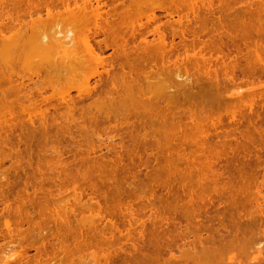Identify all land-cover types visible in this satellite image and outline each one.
<instances>
[{"label": "rangeland", "instance_id": "rangeland-1", "mask_svg": "<svg viewBox=\"0 0 264 264\" xmlns=\"http://www.w3.org/2000/svg\"><path fill=\"white\" fill-rule=\"evenodd\" d=\"M7 0H5V2L4 3H6V7H8L7 9H12L11 11L13 12V14H16L15 12H17L18 10L17 9H15V7L13 8V7H11V6H13V3H14V0H12L13 1V3H10V4H7V2H6ZM9 1V0H8ZM213 1V3L215 4V7L217 8V6L218 7H222L224 10L223 11H221V12H223V14H221L222 16H223V21H225V20H227V21H225L224 23L225 24H223V26H224V28H223V26H221V28L220 27H218V26H216V31H217V29H218V31H217V33L220 35V33H221V31H223V35L221 34L220 36H222V40H223V45L224 46H222V50H221V52L219 51L218 53H223L222 54V56H224V58L226 59V60H228V61H226V65H227V67H228V69L227 70H225L227 67H226V65L225 64H223V66H225L223 69H222V64L221 65H218L217 64V66H218V68L220 69V67L219 66H221V69H222V72H226L227 74H228V77L227 76H223V75H225V74H221V70L220 71H218L217 73L218 74H215V77H217V78H214V73H213V75H212V72L213 71H217V68H215L216 67V65H215V67H214V69L215 70H213V68L211 69V71H210V73H208L210 76H212L214 79H216L215 81H212V80H210V78L209 77H205L204 76V73L206 72V74L205 75H207V71L206 70H204V68H201L200 70H198L199 71V73H200V76L196 73H192L191 71H193V70H196V69H192V67H190L191 66V64L188 66V65H186L187 66V68H188V71H190L191 73H189L190 74V77H191V86L189 85V87L188 86H186L187 88H185V89H187V92H185V93H183L184 92V90H183V94H180V95H178V99H177V101H176V103H174L173 105H168V106H166V104H162L161 105V107L160 108H158V109H160V110H158L157 109V111L156 110H153V111H151V112H144L143 113V111H138V110H136V109H134V107L133 106H129L128 107V110L126 111V114H127V112L129 113V111H130V113L129 114H127L128 116H123V115H121L122 113H120V112H123V109L122 110H120V111H118V112H116L117 113V118H115V116H114V114H116L115 112L113 113V114H111V116L109 117V119L107 120V118L105 117L106 115L104 114V113H99V112H96L97 111V109L96 108H94L95 107V100L93 101V97L92 98H90V99H92L91 101H89L90 99H88L87 97H86V95L85 94H81V95H83L84 96V98L85 99H83V98H78V95H79V97H81L80 96V94L78 93L82 88L83 89H85L84 87H91V85L93 86V85H95V84H93V83H95L96 81H97V79L95 80V82H94V79L97 77H90V79H89V75H91V74H89V72H86V76H85V78H83L84 77V75L83 74H81V75H79L80 77H78V78H75L74 79V81H72L71 83H70V81L69 80H67V83L69 82L70 84H72V85H70V84H66V79L65 78H63V77H58L59 79H55V78H47V77H44V76H46V75H43V78H47V79H44L45 81L47 80V81H50L51 79L52 80H55V81H52V82H54L53 84H56L57 86H58V83H62L63 81H61V82H59L58 80H64V82L62 83V84H64V85H62V87L64 88V89H62V87H61V90H59V91H57V92H53L54 90H55V88H57V87H53V89L54 90H50L51 88H49L48 87V85L50 84V85H52L51 84V81L48 83V85H46L47 83H45V81L42 79V81H43V85H42V83H39L40 81H41V79H38V80H36V78H35V76L33 75H31L30 73H29V71L31 72V70L30 69H33V68H25V67H23L22 68V72H19L18 70H20L19 68H17V70L16 71H18L19 72V74L20 73H23V72H25L27 69L29 70L28 72H25L26 73V75H25V73H24V75H22V77H24V79H25V77L28 79V77H34V79L36 80V81H38V85H40L41 84V87L42 86H44V87H46L47 86V88H46V92L48 93V94H50V95H54V98L52 97V99L53 100H51V103H53L51 106L53 107L54 105L55 106H58L57 107V111H54L53 109L54 108H56L55 106H54V108H51V107H48V106H46V108L48 107L49 109H50V112H48L47 114H48V120H46V118H45V120L46 121H48L47 122V127H45V128H41V126L40 125H38V123H39V121L38 120H42V119H37L35 116H40L39 115V113H38V115L37 114H35V113H33V111H34V108L35 107H37V106H32V107H34L33 108V111H32V107L30 108V104H29V102H28V100H26L23 96V93L21 94V90L23 89V92H24V90L25 89H27V90H29L28 89V87H25V88H20V87H22L21 85H20V87L18 86V88H20V91L19 90H17V86H16V90H14V92H12L11 94L9 93L12 89L11 88H9V87H11V86H7V88H6V84L8 83L7 81H2L1 82V84H2V86L4 87V88H6V89H11L9 92L7 91H4V92H6V94L7 93H9V94H7L8 95V100L12 97V96H14V94L16 93V95L19 93V94H21L22 95V97L21 96H17V97H19L18 99H17V102L18 101H21L19 104H23L24 103V101H25V104L26 105H28L27 106V109L28 108H30V109H28L29 111L27 112V110L26 111H24V109L21 111V110H19V106H17V105H19V104H17L16 103V97H12L11 98V100L12 99H14L13 101H12V104L14 105V104H16V105H14V106H17V107H15V111H17L16 109H18V111H17V113L18 114H16V113H14V116H12L11 118H10V116H8L7 115V117H8V122H5L6 124L4 125V121L5 120H7V117H6V119L4 120V117L2 118L1 116V118L3 119V120H1V122H3L2 124L0 123V131L2 132H0V136H3L2 138L4 139V138H8L7 140L9 141H7V140H2V143H5V144H2V143H0V172H2V176L0 175V177H1V181H0V223H2V224H0V264H19V263H23L24 262V264H26L25 263V261H24V259L26 258V257H28L27 259H26V262L28 261H30V259L32 260L31 262H29L28 264H34V258H35V260L36 259H38V262H37V260H36V262L35 263H39V264H41V263H43V264H46V262H47V264H51V261L53 260V261H55V259H57V258H59V255L62 253V254H66L65 252H67V251H69V253L70 254H68V252H67V254L68 255H71V254H73V255H75L76 256V254H74V252L76 253L77 251H75V250H77V249H81V250H83V253L87 256V258H89L88 257V254H86V252L88 253V251H90L91 250V248H92V250H95V249H93V248H95L96 246H94V245H99L100 243H99V241L100 240H103L104 238H105V240H103V241H100L101 242V244H102V242H103V245H100L101 247H102V249H101V247L99 248H97L96 247V251H94V252H96L97 253V255L99 256L100 254H98L99 252H102L103 251V253H104V250L106 249V248H108V250H107V252L108 253H106V251H105V257L106 256H110L109 257V262H108V260H107V257H106V260H107V262H105L106 260L104 259L105 257H103V255H102V257L101 258H99V259H97V255L95 256V254H91L90 256H91V259H92V257H96V262L98 261V260H101L102 262L100 263V261H99V264H185V263H189V264H214V261H215V258L217 257V255H223V251L224 250H227V248H226V243L228 244V246L231 248H233V249H229L228 248V253H227V251H226V253H225V251H224V255H225V261L221 258L220 260L218 259V258H220V257H217V262H219L220 261V263H221V260H223L224 261V263H223V261H222V264H236V262H235V260L237 261V264H264V63L262 64V63H257L256 62V60H255V62H253L254 63V65H253V63H252V61H253V59H254V57H255V55H257L256 53H260V55L262 54V51L260 52V49H262L263 50V52H264V38L263 37H261V36H264V9L261 11V10H257V9H260V7L261 8H263L264 7V5H260V4H264V0H261V3H260V0H252V2H253V4H251L252 2H251V0L249 1V0H236V1H233V0H212ZM241 1H243V2H241ZM249 1V2H248ZM3 3V1H1L0 0V3ZM11 2V1H10ZM218 2V3H217ZM219 2H221L220 4L222 5V6H220V4H219ZM223 2V3H222ZM226 2V4H224ZM230 2V3H229ZM239 2V3H238ZM256 2V3H255ZM258 2V3H257ZM1 3V4H2ZM9 3V2H8ZM108 3H111V2H108ZM232 3V4H231ZM236 5H235V4ZM249 3V4H248ZM260 3V4H259ZM0 4V5H1ZM247 4V5H246ZM3 5V4H2ZM9 5V6H8ZM223 5H225V6H223ZM251 7H250V6ZM260 5V7H258ZM231 6H233V7H231ZM3 6H0V8H1V11H0V14H2V11H3V14L2 15H0V17L1 16H3V15H6V17H4L3 19H1L0 18V25H2V20H3V23H4V25L6 24V22H7V24H10V22H11V24L12 25H16L17 23L16 22H18L19 20L21 21V22H24V20L25 21H27L28 19H29V17L28 16H25L24 15V11H26V10H22L23 11V15L21 16L22 18L25 16V17H28V18H25V19H23L22 20V18L20 17V15H19V17H18V14H16L17 16L15 17H10L11 19H12V21L10 20V19H8L7 20V18H9V14L10 13H8L7 11V9H6V11L4 12V9L2 8ZM225 7V8H224ZM256 7H257V9H256ZM242 8V9H241ZM251 8V9H250ZM255 8V9H254ZM10 9H9V11H10ZM237 9V10H236ZM15 10V11H14ZM222 10V9H221ZM230 10V11H229ZM233 10H235V11H233ZM248 10V11H247ZM255 10H257V11H255ZM10 11V12H11ZM20 11H21V9L19 10V13H20ZM21 11V12H22ZM56 11V10H55ZM260 11V12H259ZM7 12V13H6ZM11 12V13H12ZM229 12V13H228ZM231 12V13H230ZM236 12V13H235ZM26 13V12H25ZM8 14V15H7ZM43 14H44V12H43ZM239 14V15H238ZM259 14V15H258ZM12 15V14H11ZM10 15V16H11ZM217 16H218V13L216 14ZM219 15H220V13H219ZM238 15V16H237ZM250 15V16H249ZM13 16V15H12ZM45 16V15H44ZM233 16V17H232ZM254 16V17H253ZM262 18V20L259 18ZM19 18V19H17V20H15V18ZM54 17H56V16H54ZM221 17V16H220ZM230 17H232V18H230ZM239 17V18H238ZM6 18V19H5ZM57 18V17H56ZM59 18V17H58ZM58 18L56 19V22H60V20H58ZM61 18H62V16H61ZM225 18V19H224ZM228 18H230V19H228ZM54 20H55V18H53ZM60 19V18H59ZM65 19H66V17H65ZM65 19H62L63 21H61V23L63 22V24L65 25V23H66V21H65ZM145 18H143V21H145L144 20ZM165 18H163L162 20H164ZM251 19V20H250ZM258 19H260V20H258ZM6 22H5V21ZM14 20V21H13ZM58 20V21H57ZM69 20V19H68ZM67 20V21H68ZM230 20V21H229ZM10 21V22H9ZM16 21V22H15ZM19 21V22H20ZM52 21V23L51 24H53V22H55V21H53V20H51ZM64 21H65V23H64ZM246 21L248 22V23H246ZM252 21V22H251ZM9 22V23H8ZM58 22V23H59ZM70 22H72L71 20L69 21V25H63V27L64 28H62V26L60 25L61 23H55V25L57 26V25H60L59 27H61L63 30L62 31H64V29H65V27L67 28L68 26L70 27V25H71V23ZM226 22H236L235 24V27H231V26H228V25H230V23L229 24H227V26H226ZM243 22V23H242ZM14 23V24H13ZM16 23V24H15ZM252 23V24H251ZM6 24V25H7ZM249 24V25H248ZM257 24V25H256ZM5 25V26H6ZM54 25V24H53ZM54 25V26H55ZM3 26V30H5L6 32H4V33H8V32H10V31H7L6 29L7 28H9L10 27V25H8V27L6 26ZM72 26V25H71ZM220 26V25H219ZM240 26V27H239ZM259 26V27H258ZM14 26H12V27H10V28H12V31H11V36H12V34L14 33L13 31V28ZM227 27H229V28H227ZM253 27V28H252ZM258 27V28H257ZM9 28V29H10ZM60 28V29H61ZM71 28V27H70ZM215 28V27H214ZM219 28H220V30H219ZM234 28V29H233ZM8 29V30H9ZM69 29V28H68ZM71 29H73V28H71ZM222 29V30H221ZM233 29V30H232ZM237 29V30H236ZM255 29V30H254ZM65 30H67V29H65ZM225 30V31H224ZM228 30V31H227ZM232 33H231V32ZM13 32V33H12ZM214 32H215V29H214ZM234 32V33H233ZM4 33H2V30H1V34H3L4 35V37H1L2 39L3 38H6V36H9V33L8 34H4ZM213 33V32H212ZM226 34V36H225V34ZM231 35V34H234V36L235 35H237V36H235V40H236V44H235V46L236 47H234L233 45H232V36L229 38V34ZM214 34V33H213ZM212 34V35H213ZM215 34H216V32H215ZM2 35V36H3ZM6 35V36H5ZM227 35H229V36H227ZM216 36H217V34H216ZM216 36H212V37H216ZM225 36V37H224ZM233 36V37H234ZM10 37V36H9ZM0 38V39H1ZM150 38H152V37H149V39ZM1 39V40H2ZM228 39V40H227ZM230 39V40H229ZM225 40L227 41V42H225ZM176 41H177V39H176ZM1 42V41H0ZM228 46V47H227ZM233 46V47H232ZM234 48V49H233ZM236 48V49H235ZM237 49H239V50H237ZM224 50V51H223ZM255 50H258L257 52H255ZM227 51V52H226ZM229 52H230V56H229V58L228 57H226V55H229ZM112 53V50H108L106 53H105V56H109L110 54ZM206 52H204V54H205ZM208 53V52H207ZM205 54V56L207 55V57H205L206 59L208 58V59H210V57L212 56H216L217 57V53L215 52V55L213 54V55H211V54ZM235 54L236 53V55H237V53H238V55L235 57V56H233V58H231L232 57V54ZM259 55V56H260ZM263 56H264V54H262ZM210 56V57H209ZM213 57V58H214ZM235 57V58H234ZM217 58H219V57H217ZM259 58V57H258ZM262 58H264V57H262ZM200 60H202V59H200ZM216 60V59H215ZM258 60V59H257ZM260 60H261V58H260ZM220 61V60H219ZM232 62V65H231V62ZM234 61L235 62H237V63H234ZM222 62V61H221ZM229 62V63H228ZM261 62H264V61H261ZM202 63V62H201ZM234 63V64H233ZM251 63V64H250ZM189 64V63H188ZM229 64V65H228ZM236 64V65H235ZM262 64V65H261ZM230 66H231V68H232V70L230 69ZM233 66V67H232ZM24 68H25V70H24ZM233 68H234V70L235 71H233ZM172 69H176V67H172L171 69H169L167 72H170V71H172V72H170V73H167L166 71H165V73H167V74H165V73H162V75H161V77H162V79L163 80H168L167 82L169 83V84H171L172 82H175V80L174 79H176L177 81H178V79L176 78V76H177V74H173V73H179L178 71L179 70H174V72H173V70ZM180 69H184V66H183V68H180ZM24 70V71H23ZM35 69H33V71H34ZM228 70H230V72L228 71ZM185 71V70H184ZM183 70H182V75H184L183 73H185ZM197 71V72H198ZM233 71V72H232ZM252 71V72H251ZM18 72H16V73H18ZM35 72V71H34ZM33 72V73H34ZM181 72V71H180ZM236 74H235V73ZM30 74L28 77H27V74ZM32 73V72H31ZM32 73V74H33ZM172 73V74H171ZM230 73H232L231 75H230ZM246 73V74H245ZM18 74V75H19ZM85 74V73H84ZM165 74V75H164ZM234 74V75H233ZM17 75V76H18ZM88 75V76H87ZM193 77H192V76ZM196 75V76H195ZM229 75L231 76V77H229ZM195 76V77H194ZM208 76V75H207ZM222 76V77H221ZM21 77V76H20ZM88 77V78H87ZM187 77H189V76H187ZM189 77V78H190ZM202 77V78H201ZM220 77V80H218L219 82H216L217 81V79ZM224 77H226V79H230V78H233L232 80L230 79L229 81L227 80L226 81V79L224 78ZM243 77V78H242ZM15 78H18V77H15ZM41 78H42V76H41ZM82 78V79H81ZM104 79L106 78V75H104V77H103ZM184 78H185V75H184ZM189 78H186L187 80L189 79ZM195 78H198L199 80H197L199 83H200V81H201V83L197 86V85H195L194 86V83L195 84H197L196 82H194L195 81ZM223 78V79H222ZM27 79L25 80L26 82H27ZM89 79V80H88ZM194 81H193V80ZM207 80V82H205V80ZM213 79V80H214ZM222 79V80H221ZM237 79H238V82L237 83H240V84H238L237 85V83H236V81H237ZM248 79V80H247ZM13 80H14V78H13ZM16 80V79H15ZM18 80V79H17ZM87 80V81H86ZM169 80H172V82L171 81H169ZM180 80H181V78H180ZM185 81V82H189V81ZM209 80L210 81H212L213 83L211 84L210 82H209ZM234 80V81H233ZM251 80V81H250ZM20 81V80H19ZM18 81V82H19ZM24 81V82H25ZM28 81H29V79H28ZM41 81V82H42ZM91 82V83H89V82ZM224 81V82H223ZM226 81V82H225ZM242 81V82H241ZM245 81H247V82H245ZM256 83H255V82ZM257 81H260V82H257ZM13 82L14 81H12V84H13ZM17 82V81H16ZM30 82V81H29ZM33 82H35L34 80H33ZM75 84H74V83ZM194 82V83H193ZM232 82L233 83H236V85L234 84V85H232ZM247 83V85L245 84V83ZM248 82L249 83H251V84H248ZM45 83V84H44ZM86 83V84H85ZM189 83V84H190ZM208 83H210V85L208 84ZM241 83H242V85H241ZM243 83L245 84V86L243 85ZM253 83V84H252ZM11 84V83H10ZM14 84H16V83H14ZM25 84H27V83H25ZM30 84V83H29ZM29 84H27V86L29 85ZM35 84V83H34ZM87 84H90V85H87ZM219 84V85H218ZM224 84V85H223ZM17 85V84H16ZM18 85H19V83H18ZM31 85H33V83H31ZM37 85V86H38ZM66 85H70V87H65ZM173 85V84H172ZM174 85H176V83L174 84ZM214 85V86H213ZM215 85H217V90H216V86ZM221 85H223L222 86V89H221ZM227 85V86H226ZM240 85V87L239 88H237L238 90H236L234 93V95H232L231 94V88H233V87H231V86H234V88L237 86H239ZM258 85V86H257ZM15 86V85H14ZM14 86L12 85V88H14ZM26 86V85H25ZM53 86V85H52ZM206 86V87H205ZM212 86V87H211ZM219 86V87H218ZM225 86V87H224ZM256 86V87H255ZM0 87H1V85H0ZM33 87V86H32ZM35 87V86H34ZM59 87V86H58ZM228 87H230V88H228ZM249 87V88H248ZM179 88V87H178ZM233 88V89H234ZM1 89V88H0ZM30 89H32L31 87H30ZM83 89H82V91H83ZM87 89V88H86ZM190 89V90H189ZM193 89H194V91H193ZM207 89V90H206ZM33 90H35V89H33ZM77 90H79V91H77ZM174 90V89H173ZM221 90V91H220ZM228 90H230L229 91V93L227 92ZM235 90V89H234ZM241 90V91H240ZM1 91H2V89H1ZM3 91H2V93H3ZM16 91H18V92H16ZM51 91V92H50ZM69 91V93L70 94H74L73 95V97H74V99H75V103L74 104H76V106L75 105H73L74 107H77L78 105L80 106L81 104H82V106H83V103H84V105L85 104H87V106L88 107H80L82 110H83V112H81L82 110H80V108H75L76 110L77 109H79V110H72L71 108L73 107H71V105H69L70 107L68 108L67 106V103H65V102H60L61 100H63L62 98H63V95L64 96H66V93ZM174 91H176V89L174 90ZM217 91H219V92H217ZM86 91L84 90V93H85ZM199 94H198V93ZM202 92V93H201ZM225 92H227L226 94H225V96H226V98L224 97V95L222 96V94H224ZM232 92V93H233ZM25 93H26V91H25ZM53 93V94H52ZM69 93H67V96H68V94ZM87 93V92H86ZM212 93V94H211ZM216 93V94H215ZM221 93V94H220ZM261 93V94H260ZM1 94V93H0ZM4 94V93H3ZM3 94H1L3 97L4 96H7V95H3ZM47 94V95H48ZM78 94V95H77ZM203 96H201V95ZM217 94H219V95H217ZM257 94V95H256ZM260 94V95H259ZM0 95V97H2ZM55 95H56V97H55ZM57 95H58V97H57ZM59 95H61V97L59 96ZM77 95V96H76ZM97 95H100V93L98 92V93H93V95L92 96H94V98H95V96H97ZM184 95V96H183ZM200 95V96H199ZM11 96V97H10ZM67 96H66V98H67ZM76 96V97H75ZM195 96V97H194ZM214 97V99H213V97ZM10 97V98H9ZM60 97V98H59ZM70 97V96H69ZM68 97V98H69ZM72 97V96H71ZM73 97H72V101H74L73 100ZM202 97V98H201ZM225 99H224V98ZM231 97V98H230ZM232 97H233V99H232ZM234 97H236V98H234ZM240 97V98H239ZM243 97V98H242ZM21 98V100H19ZM65 98V97H64ZM65 98V101L67 100ZM79 100H78V99ZM97 98H98V96H97ZM212 98V99H211ZM241 100H239V99ZM253 98V99H252ZM24 101H23V100ZM235 99V100H234ZM7 100V102H10V101H8ZM56 100H59V101H56ZM78 100V101H77ZM181 100V101H180ZM183 100V101H182ZM243 100V101H242ZM27 101V102H26ZM68 102L70 101V99H68L67 100ZM66 101V102H67ZM72 101H70L69 102V104L72 102ZM89 101V102H88ZM94 102V103H92L91 104V102ZM189 101V102H188ZM191 101H196L194 104L191 102ZM203 101V102H202ZM206 101V102H205ZM219 101V102H218ZM224 101V102H223ZM231 101V102H230ZM245 101V102H244ZM55 102V103H54ZM61 103L62 104V107H61V104H59V103ZM87 102V103H86ZM97 102V101H96ZM192 104H191V103ZM198 102V103H197ZM219 103V106H218V103ZM240 102V103H239ZM58 103V104H57ZM91 105H89V104ZM212 103V104H211ZM252 103V104H251ZM24 104V105H25ZM176 104V105H175ZM211 104V105H210ZM25 105V106H26ZM59 105H60V107H59ZM63 105L65 106V105H67L66 107L67 108H65V107H63ZM178 105V107H176ZM187 105H189L190 107L188 108L187 107ZM198 105H200V106H198ZM209 105V106H208ZM228 105V106H227ZM237 105V106H236ZM239 105V106H238ZM22 106V105H21ZM43 106H45V105H43ZM43 106L41 105V107L43 108ZM86 106V105H85ZM89 106L90 107H92L91 108V110L93 109V113L94 112H96V114H91V110L89 109ZM173 106V107H172ZM174 106H175V108H174ZM205 106H207L206 108H205ZM226 106H227V108H226ZM247 106V107H246ZM250 106V107H249ZM23 107V106H22ZM22 107H20V108H22ZM41 107H39L38 106V108L41 110ZM97 108H98V105L96 106ZM131 107V108H130ZM192 107H195L194 109L197 111H193V110H191V109H193ZM198 107H202L205 111H202L201 109H199ZM210 107V108H209ZM222 107V108H221ZM228 107H230V108H228ZM238 107V108H237ZM25 109H26V107H24ZM37 108V109H38ZM88 108V109H87ZM162 108V109H161ZM164 108V109H163ZM174 108V109H173ZM252 108V109H251ZM37 109L35 108V111H36V113H37ZM38 109V110H39ZM45 109V108H44ZM64 109V110H63ZM65 109H69V110H67V111H69L70 112V116L69 115H67V116H69V117H73V115H71L72 114V112L74 111V116H78L79 117V119H78V117H75V119L77 118L78 119V124H80V123H82V125L83 126H88V130H92L93 128H91L92 127V125H93V127H97L96 129L97 130H99V132H100V130H105V131H101V135H97L96 137H94V135H93V133L95 134H98L97 133V131L95 130V129H93V133L91 132V131H89L90 132V134H88V135H86L87 137L89 136H91V134L93 135V137L91 136L90 138H92L93 140L95 139V140H97L98 139V137L100 138L99 140H97V141H93L94 142V148H95V151H96V148H99V150L97 149V151L95 152V151H90V153H89V155H88V153L87 152H89L88 151V149H89V147L87 148V145L89 146L90 144H91V141H90V143L89 144H87V143H85L86 142V140L88 141V139H87V137H85V136H82L81 134H83V133H87V132H85L84 130H86L87 128L86 127H83V126H81V125H79V126H81V128L82 129H80V127L78 126V124L76 123V121H75V119H74V117L72 118V119H74V123H73V120L71 121V118H69L68 117V119H69V123H68V119H65V118H67L66 116H65V118H64V112L66 111ZM85 109H86V111H85ZM134 111H133V110ZM175 110V112H174V118H173V113L171 112L172 110ZM229 109V110H228ZM39 110V111H40ZM43 110V109H42ZM41 110V111H42ZM71 110H72V112H71ZM87 110L89 111V112H87ZM94 110H96V111H94ZM136 110V111H135ZM166 110L168 111V112H166ZM19 111H21V112H19ZM26 112L24 115L25 116H20L19 114H21V113H24V112ZM34 111V112H35ZM41 111H40V113H41ZM52 111H53V114L54 115H56V116H54V117H57L58 119H59V121L60 122H63V120H64V124H65V122H66V126H65V129H64V126H62V124L63 123H58V121H57V118L54 120V119H52V117H53V114H51L52 113ZM59 111V112H58ZM208 111V112H207ZM56 112V113H55ZM78 112V113H77ZM84 112H87V113H84ZM140 112V113H139ZM192 112H193V114L194 113H196V115H197V117H195V116H193L192 115ZM231 112V113H230ZM30 113V114H29ZM60 113H62L63 114V118L61 119L60 118ZM66 113V112H65ZM80 113H83L81 116H83V118H81L80 117ZM92 116H97V114H98V118H99V120H96V119H94V118H92L91 117V115ZM155 113H161L159 116L157 115V114H155ZM201 113V114H200ZM218 113V114H217ZM28 114L31 116L32 114H35L34 115V117L36 118H34L33 116H32V119L31 120H34V121H32V122H34L35 124L33 125V127H32V125L30 126L29 125V123H27L26 121H27V119H28V121H29V118L28 117H30V116H28ZM49 114H50V116H49ZM57 114H60V115H58L57 116ZM77 114V115H76ZM100 114V115H99ZM103 114H104V116H103ZM177 115V117H176V115ZM203 114V115H202ZM204 114H206V116L204 115ZM231 114H233V115H231ZM18 117H17V116ZM23 115V114H22ZM52 115V116H51ZM120 115H121V117H120ZM164 115V116H163ZM166 115H167V117H166ZM181 115V116H180ZM184 115V116H183ZM187 115H189V116H187ZM195 115V114H194ZM201 115V116H200ZM209 115H212V116H209ZM47 115H45V117H46ZM84 116H85V118H86V120L84 119ZM89 116H90V119L92 120H94V121H92V123H90L89 124ZM157 116L158 118H156L155 119V117ZM180 117V119H179V117ZM192 116L194 117L193 119H192ZM200 116V118H198ZM17 117V118H16ZM23 117V118H22ZM24 117H27L26 119L24 118ZM42 117V116H41ZM40 117V118H41ZM50 117H51V119H50ZM87 117H88V119H87ZM164 117H166V119H164ZM202 117V118H201ZM205 117V118H204ZM215 117V118H214ZM0 118V119H1ZM11 119V121H13L16 125H14V123L12 122V124H10L11 123V121H10V119ZM39 118V117H38ZM81 118V119H80ZM97 118V117H96ZM104 120H103V119ZM127 120H130V121H127ZM162 118V119H161ZM172 118H173V120H174V122H175V124L174 123H172ZM176 118H178V119H176ZM196 118V120H194ZM15 119H17V120H15ZM44 119V118H43ZM76 119V120H77ZM82 119H83V122H82ZM115 119H117V120H115ZM135 119L137 120V121H135ZM138 119L140 120V121H142V122H138ZM158 119H161L162 121H160V120H158ZM185 119V120H184ZM203 119V120H202ZM208 119H210V120H212V121H210V120H208ZM251 119V120H250ZM30 120V121H31ZM36 120V121H35ZM52 120L54 121V122H57V123H55V125H54V127L53 126H51L49 123L50 122H52ZM67 120V121H66ZM122 122H120V121ZM132 120H134L133 122H132ZM166 120V121H165ZM171 122H170V121ZM202 120V121H201ZM217 120H218V122H217ZM220 120V121H219ZM17 121H19V122H17ZM115 121H117V127H116V129L118 130H115L114 129V127H115V123L113 124L112 122H115ZM127 121V122H126ZM158 121V122H157ZM160 121V122H159ZM165 121V122H164ZM200 121L202 122V123H200ZM207 121V122H206ZM23 123V124H21V123ZM31 122V123H32ZM71 122H72V124H77V128L79 127V129H78V131H77V128L75 127V125H71ZM80 122V123H79ZM91 122V121H90ZM111 123V125L113 126L112 128L110 127L111 125H109L110 123ZM125 122H126V124H125ZM133 123L132 125H133V127H132V125H127V123H129V124H131V123ZM171 124H173L171 127L172 128H170L171 130H173V131H171V130H169V126L171 125ZM206 122V123H205ZM215 122V123H214ZM252 122V123H251ZM9 123V124H8ZM41 123V122H40ZM108 124V126L112 129V131L111 132H109L111 129L109 128V127H107V124ZM118 123H120V124H118ZM142 123V124H141ZM161 123V124H160ZM192 123H194V124H192ZM214 123V124H213ZM37 124V125H36ZM43 124V123H42ZM41 124V125H42ZM44 124H45V122H44ZM52 124V123H51ZM56 124H57V126H56ZM61 124V125H60ZM67 124L69 125V126H72V127H69V128H74L73 130H71V129H69V130H71V132L73 133V135H77L76 137H79L82 141H79V140H77V139H79V138H74V136L73 135H71V133L70 132H68V129H66L67 128ZM86 124V125H85ZM104 124H105V126H104ZM125 124V125H124ZM168 127V129H167V127L165 126V125ZM176 124H177V126H179V125H181V128H179L178 129V127L176 126ZM179 124V125H178ZM185 124V125H184ZM195 124H197V125H195ZM199 124V125H198ZM203 126H202V125ZM252 126H251V125ZM21 125V126H20ZM23 125V126H22ZM46 125V124H45ZM44 125V126H45ZM89 125H91V126H89ZM123 125V126H122ZM144 125V126H143ZM169 125V126H168ZM176 127H175V126ZM13 126H14V128H13ZM29 126V127H28ZM34 126H37V129L34 127ZM43 126V127H44ZM51 126V127H50ZM62 127L65 131H66V133H65V131H63L62 129H60V131H58V132H56L57 130H59L58 128H56V127ZM120 126V127H119ZM135 126V127H134ZM163 126V127H162ZM194 128H193V127ZM196 126H198V128H199V130L201 131V132H198V128L196 127ZM2 127V128H1ZM12 127L13 129H10V128ZM22 127V128H21ZM48 127H50V128H48ZM89 127H90V129H89ZM102 127V128H101ZM188 127V128H187ZM206 127H208L209 128V132H207V131H205L204 132V130H206V129H208V128H206ZM233 127V128H232ZM17 128H20V129H17ZM30 128L32 129V131L30 132ZM106 128V129H105ZM130 128V129H129ZM131 128H134V129H131ZM142 130H141V129ZM144 128V129H143ZM156 128V129H155ZM173 128H175V129H173ZM197 128V129H196ZM252 128H253V131H252ZM35 129V132L33 131ZM47 129V130H46ZM55 129H56V131H55ZM84 129V130H83ZM110 129V130H109ZM145 129H146V131H145ZM164 129V130H163ZM177 129H178V131H177ZM196 129V131H194ZM214 129V130H213ZM260 129V130H259ZM4 130H7V132H3ZM20 130V131H19ZM25 130H26V132H25ZM27 130H28V132H27ZM43 130H45V131H43ZM76 130V131H75ZM80 130H81V132H83V133H81L80 132ZM108 130V132L106 133V131ZM131 130V131H130ZM167 130V131H166ZM175 130V131H174ZM230 130V131H229ZM16 131V132H15ZM23 131V132H22ZM75 131V132H74ZM87 131V130H86ZM95 131V132H94ZM139 131V132H138ZM179 131H181V133L179 132ZM192 133L193 131L195 132V133H190V132ZM238 131V132H237ZM42 132V133H41ZM115 132V133H114ZM146 132V133H145ZM56 133V134H55ZM70 133V134H69ZM76 133H78V134H76ZM103 133V134H102ZM106 133V134H105ZM114 133V134H113ZM116 133H118V135L116 134ZM121 133V134H120ZM136 133H138V135L136 134ZM141 133H143V135L145 136V138H146V136H150V137H147V141H145L146 139H144V137L142 136V134ZM156 133V134H155ZM186 133H189V134H186ZM261 133V134H260ZM7 134H8V136H7ZM18 134H20L19 136H17ZM45 134V136H47V139H48V137L50 136V134H51V136L52 137H49V139L48 140H50V141H48L44 136H42V135H44ZM46 134H48V135H46ZM66 134V135H65ZM68 134V135H67ZM95 134V135H96ZM100 134V133H99ZM109 134H111L110 136H112V137H114L113 139L110 137V136H108ZM146 134V135H145ZM195 134H196V136H195ZM201 134L203 135V136H201ZM234 134V135H233ZM249 134V135H248ZM69 135L71 136V138L73 137V139L74 140H77L78 141V143H79V145L80 146H82L81 148H80V146L77 144V142L76 141H72L73 139H71V138H69ZM79 135V136H78ZM84 135V134H83ZM107 135V136H106ZM114 135V136H113ZM130 135V136H129ZM154 135V136H153ZM187 135V136H186ZM243 135V136H242ZM5 136V137H4ZM7 136V137H6ZM118 138H117V137ZM121 136H123V137H121ZM182 136V137H181ZM59 139H57V138ZM84 137V138H83ZM88 137V138H89ZM104 137V138H103ZM137 137H139V138H141V139H139V138H137ZM197 137V138H196ZM18 138H19V140H18ZM20 138H22V139H20ZM52 138H54V141L52 140ZM86 138V139H85ZM97 138V139H96ZM152 138H154V139H152ZM189 138V139H188ZM196 138V139H195ZM29 139V140H28ZM41 139V140H40ZM56 139V140H55ZM69 139V140H68ZM83 139H85V140H83ZM151 141H150V140ZM191 139H193V140H195V142H193ZM18 140V141H17ZM44 140V141H43ZM45 140H47V141H45ZM52 140V141H51ZM104 142H103V141ZM122 140V141H121ZM153 140V141H152ZM157 140H158V142H157ZM160 140H162V142L160 141ZM165 142H164V141ZM22 141V142H21ZM59 141V142H58ZM84 141V142H83ZM141 141V142H140ZM144 141V142H143ZM160 141V142H159ZM192 141V142H191ZM8 142V143H7ZM47 142V143H46ZM51 142V143H50ZM89 142V141H88ZM129 142V143H128ZM153 142V143H152ZM155 142L157 143V145L155 144ZM166 142H168L167 143V145H164V144H166ZM185 142H187V143H185ZM202 142H204V144H201ZM49 143H50V145H53V147L52 146H50L49 145ZM54 143H56L57 145H55ZM64 143V144H63ZM99 143H101V144H99ZM104 143H106V146H103V145H105ZM107 143L109 144V145H107ZM197 143V144H196ZM224 143V144H223ZM2 144V145H1ZM59 144H60V146H59ZM96 144V145H95ZM112 144V145H111ZM195 144V145H194ZM10 145V146H9ZM14 145V146H13ZM65 145V146H64ZM78 145V146H77ZM93 145H90V146H93ZM112 146V148H111V146ZM169 145V146H168ZM202 146V148H201V146ZM205 145H206V147L207 148H209V150H210V153H209V150L208 149H206L205 148ZM19 146V147H18ZM52 148V151H54V148L55 147H57V148H59V149H57V148H55L56 149V151H59L60 152V157H59V155L57 154V156L55 155L56 154V152L55 153H53L52 151H50L49 149H51L50 147ZM59 146V147H58ZM110 146V147H109ZM114 146V147H113ZM134 146V147H133ZM21 147V148H20ZM42 150H40L39 148ZM47 147H48V149H47ZM76 147L78 148V149H76ZM87 148V151H86V148ZM101 147V148H100ZM105 147H106V150H105ZM109 147V148H108ZM118 147V148H117ZM148 147H151V148H148ZM12 148V149H11ZM32 148V149H31ZM137 148V149H136ZM154 148V149H153ZM159 148V149H158ZM167 148H169V150L167 149ZM170 148H171V150H170ZM184 148V149H183ZM188 148V149H187ZM2 149V150H1ZM15 151H17V152H15ZM21 149V150H20ZM93 149V148H92ZM91 148L89 149V150H92ZM101 149V150H100ZM116 149H117V151H116ZM143 149V150H142ZM173 149V150H172ZM201 149H203L204 151H202ZM211 149H213L214 150V152H212L213 150H211ZM19 150V151H18ZM137 150V151H136ZM151 150H153V151H151ZM182 150H186V151H182ZM188 150H190V154L191 153H193V154H195V156L193 155V154H189V152H187ZM13 153H12V152ZM40 151V152H39ZM146 151V152H145ZM9 152V153H8ZM82 152V153H81ZM102 152V153H101ZM117 152V153H116ZM181 154H180V153ZM187 152V153H186ZM27 153V154H26ZM62 153V154H61ZM69 153V154H68ZM101 154V156H105V158H102L101 156H100V154ZM136 153V154H135ZM139 153H140V155H139ZM158 153H159V155H158ZM179 153V154H178ZM203 153H205L204 155H203ZM211 153L213 154V155H211ZM30 154V155H29ZM44 154H46V155H44ZM93 156H92V155ZM189 156H188V155ZM202 155V157H201V155ZM206 154L208 155V156H206ZM63 155V156H62ZM66 155V156H65ZM74 155V156H73ZM96 155V156H95ZM114 155V156H113ZM127 155H129V156H127ZM148 155V156H147ZM151 155H153V156H151ZM158 157H157V156ZM161 155V156H160ZM178 155H180V156H178ZM183 155H186V156H183ZM196 155H198L199 156V158L197 159V157H196ZM215 155V156H214ZM49 156V157H48ZM55 156H56V158H58L59 160H57L56 158H55ZM88 156H90L92 159H89L88 158ZM119 156V157H118ZM147 156V157H146ZM149 156H150V158H149ZM174 156V157H173ZM182 156V157H181ZM203 156H204V160L202 159L203 158ZM10 157V158H9ZM16 157H18V158H16ZM48 157V158H47ZM63 157V158H62ZM64 157H66V158H64ZM83 157V158H82ZM93 157H95V158H93ZM98 157V158H97ZM112 157V158H111ZM121 157V158H120ZM155 157H157V159L155 160ZM163 157V158H162ZM173 157V158H172ZM183 157H186V158H183ZM192 157L196 160H193L192 159ZM200 157H201V159H200ZM41 158V159H40ZM43 158H47L48 159V161H46L47 159H43ZM61 158V159H60ZM110 158V159H109ZM114 158H117V159H114ZM141 158V159H140ZM149 159V161H148V159ZM154 158V159H153ZM170 158H172L171 160H169ZM187 158H189V159H187ZM15 159L18 161V162H16L15 161ZM88 159V160H87ZM111 160V161H113L114 160V162H116V163H114V162H111V161H109V160ZM120 159H121V161H120ZM152 159V160H151ZM161 159V160H160ZM176 159V160H175ZM179 159V162H176L177 160ZM192 159V160H191ZM212 159V160H211ZM22 160V161H21ZM39 160V161H38ZM93 160V161H92ZM97 160V161H96ZM106 160H107V162H106ZM116 160V161H115ZM118 160H119V162H118ZM144 160H147V162L146 161H144ZM165 162H164V161ZM183 160V161H182ZM192 162H191V161ZM200 160V161H199ZM203 160V161H202ZM208 162H207V161ZM13 161V162H12ZM38 161V162H37ZM53 161L58 165H56L55 163H53ZM66 162V164H65V162ZM75 161V162H74ZM89 161H91V162H89ZM95 161V162H94ZM141 163H140V162ZM170 161V162H169ZM180 161H181V163H180ZM203 163H202V162ZM15 162L17 163V165L15 164ZM37 162V163H36ZM47 162L49 163V167L47 166L46 167V165H47ZM72 162V163H71ZM88 162V163H87ZM97 162H101L100 164H98ZM150 163V165L148 164V166H147V163ZM160 162V163H159ZM182 162H184V163H182ZM197 162V163H196ZM11 163L12 164H15V166L14 165H11ZM53 164V165H56V167L55 166H53V167H51V165L50 164ZM93 165H96V163L98 164V165H101V166H93ZM103 163V164H102ZM141 165H140V164ZM156 163V164H155ZM187 163V164H186ZM200 163H201V165H200ZM32 164V165H31ZM39 166V167H41L40 168V170L43 172V174H38L39 172H41L40 170L38 171L37 169H39V167L37 166V165ZM43 164H46V165H43ZM64 164L66 165V167L64 166ZM154 164H155V166H154ZM169 164V165H168ZM183 164V165H182ZM184 164H186L185 166H184ZM196 164V165H195ZM207 164H209V166H210V168H208L207 167ZM10 165H11V169H10ZM36 165V166H35ZM60 165V166H59ZM62 165V166H61ZM104 165V166H103ZM116 165H117V168H114V167H116ZM125 165V166H124ZM131 165V166H130ZM140 165V166H139ZM179 165H180V167H179ZM189 165V166H188ZM191 165V166H190ZM199 165V166H198ZM204 165V166H203ZM206 165V166H205ZM13 166V167H12ZM18 166V167H17ZM34 166V167H33ZM76 166V167H75ZM93 166V167H92ZM129 166H130V168H129ZM157 166V167H156ZM178 166V167H177ZM202 166V167H201ZM45 167V168H44ZM92 167V168H91ZM102 167V168H101ZM132 167V168H131ZM139 167H141V169L139 168ZM153 167V168H152ZM173 167V168H172ZM176 167H177V169H176ZM189 167L191 168V170L189 169ZM204 167H205V169H204ZM207 167V168H206ZM34 168V169H33ZM49 168H50V170H49ZM52 168H53V170H52ZM128 168V169H127ZM198 169L199 171H197V170H195V169ZM200 168H202V169H200ZM213 168V169H212ZM6 170V172H5V170ZM24 169V170H23ZM47 169V170H46ZM97 169V170H96ZM98 169L100 170V171H98ZM134 169V170H133ZM151 169H152V171H151ZM180 169V171H178ZM192 169H194V170H192ZM208 169V170H207ZM34 170V171H33ZM37 170V171H36ZM45 170L47 171V172H45ZM49 170V171H48ZM57 170V171H56ZM116 170V171H115ZM8 171V172H7ZM50 171H52V173L50 172ZM68 171V172H67ZM98 171V172H97ZM159 171H160V173H159ZM190 171H192V173H190ZM201 171H203V172H201ZM217 171V172H216ZM6 174H5V173ZM34 172V173H33ZM36 172V173H35ZM78 172V173H77ZM93 172H94V174H93ZM106 172V173H105ZM186 172V173H185ZM188 172V173H187ZM7 173H9V175H7ZM55 173V174H54ZM104 173V174H103ZM125 173V174H124ZM200 176V177H198V176H196L197 174ZM205 173H206V175L207 176H205ZM215 173V174H214ZM217 173V174H216ZM34 174V175H33ZM68 174V175H67ZM133 174V175H132ZM174 174V175H173ZM203 174H204V176H203ZM98 175V176H97ZM100 175V176H99ZM152 175H153V177H152ZM217 175V176H216ZM7 176V177H6ZM10 176V177H9ZM43 176V177H42ZM93 176V177H92ZM7 179H6V178ZM80 177V178H79ZM83 177H84V179L86 180H83ZM99 177V178H98ZM202 177H206V178H202ZM41 178V179H40ZM56 178V179H55ZM25 179V180H24ZM34 179V180H33ZM40 179V180H39ZM155 179V180H154ZM204 179V180H203ZM38 180V181H37ZM89 180V181H88ZM121 180V182H118V181H120ZM131 180V181H130ZM149 180H151L150 182H149ZM153 180V181H152ZM157 180V181H156ZM205 180H207L206 182L207 183H204V181ZM211 180V181H210ZM8 181V182H7ZM12 181V182H11ZM28 181H30L31 182V184H30V182H28ZM32 181H35L34 183L32 182ZM145 182L146 181V184L147 185H145V183L143 184V182ZM189 181V182H188ZM17 182V183H16ZM24 182L28 185H26L25 187H26V189H25V187H24ZM73 182V183H72ZM81 182V183H80ZM161 183V184H159V183ZM182 182V183H181ZM200 182H202V183H200ZM2 183V184H1ZM7 183V184H6ZM10 183V184H9ZM14 183V184H13ZM31 185H29V184ZM75 183H77L76 184V187H72V185L74 186L75 185ZM129 183H131V184H129ZM133 183V184H132ZM154 183V184H153ZM185 183V184H184ZM187 183H188V185H187ZM194 185H193V184ZM196 183H198V186L196 185ZM34 184H36L35 186H34ZM88 184V185H87ZM90 184H91V186H90ZM140 184V185H139ZM203 184V185H202ZM205 184V185H204ZM251 184V185H250ZM10 185V186H9ZM32 185H33V188H31L32 187ZM68 185V186H67ZM134 185V186H133ZM143 185V186H142ZM153 185V186H152ZM248 185H249V187H248ZM260 185H262V186H260ZM30 186V187H29ZM41 186H43V188L41 187ZM60 187V190H59V187ZM66 186V188H65V190H64V187ZM70 186V187H69ZM88 186V187H87ZM121 186V187H120ZM136 186V187H135ZM140 186H142L143 188H141ZM163 186V187H162ZM188 186V187H187ZM197 186V187H196ZM202 186H204L205 187V190H204V187H202ZM208 186H209V188H208ZM246 187V189H245V187ZM252 186V187H251ZM12 187V188H11ZM37 187L39 188V189H37ZM91 187H93L92 189H91ZM132 187H134L133 189H132ZM183 187V188H182ZM193 187V188H192ZM242 187H243V189H242ZM9 188V189H8ZM17 188L19 189H21V192L23 191L24 193L22 194L21 192H20V189L19 190H17ZM37 189V190H35V189ZM49 188V189H48ZM71 188V189H70ZM75 188H77V189H75ZM95 188V189H94ZM124 188V189H123ZM190 188V190H188ZM248 188V189H247ZM252 188V189H251ZM23 189H25V190H27V191H31L32 193H26L27 191H24ZM41 189H43V190H41ZM67 189H69V192H68V190ZM72 189H74L75 191L77 190V192H75L76 194H78V192H79V194L77 195V196H80L81 197V199H79L78 201L76 200V196L73 194L74 193V190L72 191ZM80 189V190H79ZM83 189V190H82ZM115 189V190H114ZM119 189V190H118ZM194 189V190H193ZM203 191H202V190ZM241 189V190H240ZM8 190V191H7ZM36 192H35V191ZM79 190V191H78ZM87 192H85V191ZM112 190H114V192L117 194H115ZM122 190V191H121ZM135 190V191H134ZM145 191V192H143V191ZM243 190V191H242ZM248 190V191H247ZM258 190V191H257ZM15 191H17V192H15ZM59 191V192H58ZM64 191V192H63ZM92 191H94V193L92 192ZM175 191V192H174ZM191 191H193V192H191ZM194 191H196V192H194ZM245 191L247 192V194L245 193ZM260 191L262 192L261 194H263V195H261V197L263 198V200H262V198L259 196V194H260ZM8 194H7V193ZM18 192H20V193H18ZM35 192V193H34ZM40 192V193H39ZM67 192H68V194H67ZM71 192H73V193H71ZM89 192H91V193H89ZM97 194H96V193ZM104 193L103 194V196H101V194L102 193ZM136 192V193H135ZM137 192H141L140 194L139 193H137ZM143 192V193H142ZM202 192H204V193H202ZM242 192H244V193H241ZM259 192V194H257ZM26 193V194H25ZM83 193V194H82ZM100 193V194H99ZM240 193V194H239ZM250 193L252 194V195H250ZM4 195V197H3V195ZM19 194H21V196L19 195ZM24 194H25V196H24ZM61 194H64V195H62L61 196ZM73 194V196L71 197V195ZM85 194V195H84ZM86 194H88V195H86ZM135 194V195H134ZM137 194H139V195H137ZM176 194V195H175ZM245 194V195H244ZM257 194V195H256ZM14 195V196H13ZM17 195V196H16ZM20 197H19V196ZM35 195V196H34ZM59 195H60V197H59ZM98 197H97V196ZM104 195H106L105 196V198H104ZM119 195V196H118ZM180 195V196H179ZM188 195H190L192 198H190L189 199V197L190 196H188ZM55 196V197H54ZM74 196H75V198H74ZM90 196V197H89ZM100 196V197H99ZM174 196V197H173ZM180 198H178V197ZM247 196V197H246ZM26 197V198H25ZM29 198V200H28V198ZM31 197V198H30ZM36 197V198H35ZM58 197V198H57ZM61 197H63V198H61ZM83 197V198H82ZM88 197V198H87ZM251 197H253V198H251ZM256 197V198H255ZM259 197H260V199H259ZM1 198H3V199H1ZM7 198V199H6ZM12 198V199H11ZM16 198H17V200H16ZM23 198V200H20V199H22ZM25 198V199H24ZM89 198L92 200H90V201H88L89 200ZM96 198V199H95ZM178 198V199H177ZM194 198V199H193ZM11 199V200H10ZM73 200V202L70 200V202L68 201H66L67 202V204L66 203H64L65 202V200ZM83 199H85L86 200V202H88V203H92L93 202V204H91V205H93L94 207V209L91 207V210L93 209V210H96V208L98 207V206H101V207H98L97 209L98 210H96L95 211V214H96V212L100 215V211H101V216H102V214H104L103 216H104V219L102 220L103 222H99V221H101L100 220V218H101V216H98V214H96L98 217H100L99 218V220H98V222L99 223H101L102 224V226H101V224L99 225L96 221L94 222V224H96V226H95V229H97L98 227L99 228H101V229H104V228H106V229H108L107 227H109V231L107 230H101L100 232H99V229H97L98 230V232L100 233V235H99V233H98V235L97 234H95L96 236H97V238L96 239H91V234L90 233H95V229H93V228H89L90 227V224L92 223L93 224V222H91L92 220H90L89 218L92 216H89V217H85L86 216V214H87V212H86V210L88 209L87 207H89V206H84L85 205V203L83 202L82 203V201H85V200H83ZM98 199L99 200H101V202L100 201H98ZM107 199V201H105ZM117 199L120 201H117ZM150 201H149V200ZM172 199V200H171ZM175 199H176V201H175ZM187 199H188V202H186L187 201ZM260 200V203H258V201ZM25 200H26V202H25ZM56 200V201H55ZM75 200V201H74ZM95 200V201H94ZM114 202H113V201ZM147 200V201H146ZM178 200H179V202H178ZM190 200H192V201H190ZM9 201H11L10 203H9ZM16 201V202H15ZM60 201H63V203H64V205L66 204V206H67V208H68V204L69 203H71V204H69V205H71V208L70 209H73V211H79V210H81L82 208H84V209H86V210H82V211H85V213L86 214H81L80 212H82V211H79V212H71L70 211V209H69V211H70V216L72 215V213H78L79 215H75V217H73L74 215H72V218L71 219H73V220H71L69 217V219H70V221H74V219L76 218V216H78V218L77 219H79V220H81V218H79V216H80V214H81V216H83L84 218H85V220H89V221H86L88 224H89V226H88V231H89V234H90V236H89V234H88V236H86V230H85V228H87V226H86V222H81L80 224H82V227H83V225H84V227H83V229H82V233H83V231L85 232V233H83V235L85 234V236L84 237H86L90 242L91 241H93L94 242V240H95V243H93L92 244V242L90 243L86 238H83V236H81V234L79 233V232H81V230H79L76 226H80V224L78 225V224H74V222L76 223V221H77V219H76V221H74L72 224H74L75 225V227L77 228V231H78V233L77 234H74L75 232L73 231V230H75L76 231V228L74 227V226H72L71 225V223H68V224H70L71 225V227H70V229L68 228V230H70V232H72L73 233V235H72V233H70L69 231V233H67L66 231V229L67 228H61V230H60V228H58L59 230H57L56 229V225H55V223L57 224V222H59L60 223V221H62L60 218H58V220H56V216H53V217H51L50 218V216H52V215H54V214H52L53 212L55 213V212H57V211H59L60 209H64V208H60V206H58L59 208H58V210H57V207L55 208V207H53V208H55L57 211H55L53 208V212H51L52 211V209H51V204L52 203H58V202H60ZM112 202V204H111V202ZM145 201V202H144ZM173 201V202H172ZM185 201V202H184ZM189 201H190V203L191 204H189ZM7 202V203H6ZM18 202V203H17ZM22 202V203H21ZM77 202V203H76ZM81 202V204H82V206H81V204H79ZM95 202H96V204H98V203H100V204H98V205H96L95 204ZM107 202V203H106ZM149 202V203H148ZM151 202H153V203H151ZM177 204H176V203ZM181 202H182V204H181ZM197 203L198 205H196L195 203ZM16 203V204H15ZM26 203V204H25ZM63 203H61V205H63ZM74 203H76V204H74V206H73V204ZM88 203L86 204V205H88ZM114 203V204H113ZM145 204V206L143 207V205ZM151 203V204H150ZM178 203H179V206H178ZM262 203V204H261ZM19 204H21V205H19ZM46 204V205H45ZM47 204L49 205V207L47 206ZM60 204V203H59ZM59 204H57V205H59ZM77 204H79L80 206L78 207V206H76L75 207V205H77ZM186 204V205H185ZM260 204V205H259ZM15 205V206H14ZM16 205H19L18 207L16 206ZM44 205V206H43ZM55 205V204H54ZM53 205V206H54ZM64 205H63V207H64ZM111 205H112V207H111ZM129 205H131L130 207H128ZM133 205V206H132ZM193 205V206H192ZM196 205V208L194 209V206ZM14 206V207H13ZM42 206H43V208H42ZM46 206V207H45ZM51 206V207H50ZM72 206H73V208H72ZM149 206V207H148ZM184 207V209H183V207ZM185 206H187V207H185ZM192 206V208H193V210L190 208V207ZM82 207V208H81ZM106 207V208H105ZM147 207V208H146ZM263 209H262V208ZM20 208V210H18V209ZM42 208V209H41ZM49 208H50V210H49ZM78 208H79V210H78ZM81 208V209H80ZM114 208V209H113ZM126 208H129V209H126ZM134 208H136V209H134ZM138 208V209H137ZM150 208V209H149ZM17 209V210H16ZM40 209V210H39ZM46 209H48V210H46ZM101 209V210H100ZM105 209V210H104ZM116 209V210H115ZM133 211H132V210ZM143 209V210H142ZM146 209V210H145ZM152 209V210H151ZM187 209V212H189V213H187L185 210ZM192 210V211H195V212H192V211H189V210ZM198 211H197V210ZM8 210V211H7ZM38 210V211H37ZM89 210V209H88ZM91 210L89 211V212H91ZM92 210V214H94V211ZM100 210V211H99ZM130 210H131V212H132V217L131 218H133L134 219V217H136L135 219H137V221L138 222H135V224H136V226L137 227H135V225L133 224L134 223V221H133V223H132V221H130L131 219L128 217L127 218V216H129V215H131L129 212H130ZM263 210V211H262ZM5 211H7L6 213H5ZM10 211V212H9ZM27 211H28V213H27ZM40 211L43 213H41V215H40ZM64 211H67V210H65L64 209ZM115 211V212H114ZM140 211V212H139ZM187 213V216H189V217H187L186 216V213ZM257 211V212H256ZM258 211H260V212H258ZM15 212H17V214L15 213ZM51 212V213H50ZM60 212V211H59ZM58 212V213H59ZM63 212V211H62ZM88 212V213H89ZM119 212V213H118ZM154 212V213H153ZM190 212H192V216L190 215L191 213ZM4 214V216H3V214ZM33 213H35V214H33ZM39 213V214H38ZM58 213L56 214V215H58ZM61 213V212H60ZM59 213V214H60ZM64 213V212H63ZM63 213H61L62 215H63ZM67 212H65V214H66ZM69 213V212H68ZM107 213V214H106ZM123 213V214H122ZM127 213L129 214V215H127ZM148 213H149V215H148ZM150 213H151V215H150ZM252 213V214H251ZM6 214V215H5ZM25 214V215H24ZM35 215L34 217L33 216H30V215ZM46 214V215H45ZM136 216H135V215ZM251 214V215H250ZM258 216H257V215ZM23 215V216H22ZM29 216L30 217V219H28L27 218V216ZM41 217H40V216ZM46 216V220L45 219H43V217L42 216ZM61 215V217H63ZM68 215V216H69ZM88 215V214H87ZM108 215V216H107ZM123 215H126V217H124ZM141 215V216H140ZM196 215V216H195ZM261 215V216H260ZM6 216V217H5ZM16 216V217H15ZM38 216H39V218H38ZM94 216V217H93ZM92 217L93 218H95V219H97V217L95 216V215H93ZM139 217V219H138V217ZM152 216V217H151ZM195 220V222H197V223H199V224H196L195 222H194V220L193 221H190L191 219H189V221H188V219L187 218H191V217ZM256 216V217H255ZM3 217V218H2ZM18 217V218H17ZM37 219H36V218ZM56 217V218H55ZM58 217H59V215H58ZM65 217V216H64ZM66 217H67V214H66ZM83 217H82V219H83ZM91 217V218H92ZM111 217V218H110ZM200 217V218H199ZM250 217V218H249ZM255 217V218H254ZM29 220V222H28V220ZM31 218H32V220H35L34 222L33 221H31ZM42 218V219H41ZM45 218V217H44ZM48 218H50V219H48ZM92 218V219H93ZM129 219V221H130V225L128 224V222H126L127 220ZM148 218H149V220H148ZM153 218H155V219H153ZM253 218V219H252ZM20 219V220H19ZM23 219V220H22ZM40 219V220H39ZM95 219H93V220H95ZM2 220V221H1ZM16 220H18V221H16ZM24 220H25V222H24ZM39 222H38V221ZM49 220V221H48ZM51 220V221H50ZM57 221V222H52V221ZM78 220V221H79ZM84 220V219H83ZM84 220V221H85ZM106 220H109V221H111V223H112V221H115L114 223L116 224V225H118L117 227H116V225L114 224L113 226H114V228H113V226H111L112 224L108 221L107 223L109 224H111V225H106V224H104L105 222L104 221H106ZM141 220V221H140ZM147 220V221H146ZM151 220V221H150ZM7 221H10L9 222V224H11V227L9 226V228H8V226H6V223H7ZM41 221V222H40ZM46 221H48V222H46ZM119 221V222H118ZM144 221H146L145 223H143ZM153 221H154V223H153ZM200 221V222H199ZM241 221V222H240ZM17 222V223H16ZM31 222H33L32 223V225H31ZM36 222H38V223H36ZM45 222H46V224H45ZM53 223V225H55V226H52L51 224H49V223ZM69 222V221H68ZM80 222V221H79ZM89 222H91V223H89ZM123 222V223H122ZM139 222H140V224L142 225V226H144L145 227V229L139 224ZM142 222V223H141ZM151 222V223H150ZM166 222H167V224H166ZM239 222V223H238ZM34 223H36V225L38 224H40V226H41V228H39L38 229V227H40V226H38V227H36V228H34L33 227V225L35 226V224ZM44 223V225H46L45 227H47V228H45L42 224ZM78 223V222H77ZM85 223V224H84ZM138 223V224H137ZM183 223V224H182ZM189 223V224H188ZM243 225H242V224ZM257 225H256V224ZM261 223V224H260ZM12 224H13V226H12ZM17 224V226L19 227H16L15 225ZM21 224V225H20ZM28 224V225H27ZM61 224H64V226L66 225L65 223H62L61 222ZM91 224V227H94V225H92ZM124 224V225H123ZM134 225V228H133V225ZM146 224H147V226H146ZM194 224V225H193ZM246 224H248V225H246ZM47 225H49V226H47ZM58 226H60V224H57ZM105 225L107 226V227H105ZM129 225V226H128ZM139 225V226H138ZM186 225V226H185ZM196 225V226H195ZM199 227H198V226ZM202 225V226H201ZM22 226V227H21ZM24 226V227H23ZM31 226H32V228H31ZM53 228H52V227ZM57 226V227H58ZM63 226V225H62ZM63 226V227H64ZM68 226V225H67ZM104 226V227H103ZM181 226V227H180ZM204 226V227H203ZM243 226L244 227H246V228H244L243 229ZM248 226V227H247ZM27 227V228H26ZM51 227V228H50ZM66 227V226H65ZM74 227V228H73ZM81 227V226H80ZM81 227V228H82ZM97 227V228H96ZM198 227V228H197ZM241 228V232H239L240 231V228ZM253 227V229L251 230V228ZM22 229V231L21 232H19L18 230L19 229ZM27 230H26V229ZM80 228V229H81ZM124 228V229H123ZM128 228V229H127ZM133 229V231H132V229ZM137 228V230L139 231H136L135 229ZM144 229L143 231H141L140 229ZM186 228V229H185ZM191 228V229H190ZM208 228V229H207ZM249 228V229H248ZM257 228H258V230H257ZM42 229V230H41ZM48 229V230H47ZM50 229V230H49ZM63 229H65L66 231V233L63 231ZM71 229H73L72 231H71ZM112 229V230H111ZM114 229V230H113ZM118 229V230H117ZM122 229V231L120 232L119 230H121ZM131 229V230H130ZM10 230L11 231H13V232H10ZM26 230V231H25ZM52 230H53V232H52ZM57 230V231H56ZM93 230H95V231H93ZM130 230V232H128ZM136 232H135V231ZM192 230V231H191ZM194 230V231H193ZM211 230H213V231H211ZM249 230V231H248ZM254 230V231H253ZM6 231V232H5ZM15 231V232H14ZM17 231V232H16ZM25 231V232H24ZM30 231V233H28ZM52 233H51V232ZM76 231V232H77ZM91 231H93V232H91ZM112 231H114V232H112ZM120 233H123V234H120ZM124 231H125V233H124ZM197 231H199V233L196 232ZM230 231V232H229ZM11 233V235L13 234V233H16V235H14L13 234V236H12V238L8 235V234H10ZM58 232L60 233V235H62V236H58ZM101 232H104V233H102L101 234ZM106 232V233H105ZM110 233V235L111 236H109V233ZM116 232V233H115ZM130 233V234H128L127 235V233ZM192 232V233H191ZM195 232V233H194ZM207 232V233H206ZM250 234H249V233ZM251 232H252V234H251ZM17 233H18V235H17ZM31 233H32V235H31ZM47 233H51V234H53L52 236L54 237V239H55V237L58 239L59 237H60V239H62L63 237H65L64 238V242L63 243H66V242H68V243H66V244H68V245H66L65 246V244L63 245V246H65L66 247V250L65 249H63L64 247H62L59 243H61L60 241H56L57 239H55V241H56V245H57V248H56V246H53L54 245V243H55V241H54V239L52 238V236H51V234H47ZM88 233V232H87ZM96 233H97V231H96ZM134 233V234H133ZM138 233H139V235H138ZM141 233V234H140ZM144 233V234H143ZM214 233V234H213ZM219 233V234H218ZM240 233H245V235H243V234H240ZM30 234V235H29ZM46 234V235H45ZM71 234V235H70ZM79 234H80V236H79ZM105 234H106V236H107V239L109 238H114L113 240L114 241H112V240H106V237H105ZM118 234V235H117ZM125 234V235H124ZM135 236V238L134 237H132L133 235ZM142 234L144 235V236H142ZM246 234H249V237H248V239H247V237L245 238L244 237V243H245V241L247 240V245H246V248H247V250H248V248H249V252H248V254H249V256H248V258L247 257H244V256H241L242 254H240L241 252H243V251H241V252H238V251H240V247L242 246V244H243V241H242V243L241 242H239V243H237V242H235V241H237V238H236V236L238 237V235H240L241 237H238V240H243V237L242 236H246ZM254 234H257V236L255 237V238H253L254 236ZM19 235H22L21 237L19 236ZM26 235H28V236H25ZM34 235V236H33ZM55 235V236H54ZM57 235V236H56ZM68 235V236H67ZM76 235V237L78 238V236L82 239V243H80L79 242V240H78V242L80 243H78L77 241V244H79V245H85V240L86 241H88V243H90L91 245H92V247H91V245H89L87 248H86V250H85V247H80V246H78L77 244H75L76 242H75V240L77 239H73V237H71L70 238V236H75ZM95 235H92V236H94V238L96 237ZM104 235V237H102V236ZM136 235H138V236H136ZM141 235V236H140ZM200 235V236H199ZM207 235V236H206ZM229 235V236H228ZM8 238H7V237ZM18 236L20 237V238H18ZM31 236V237H30ZM114 236V237H113ZM203 236V237H202ZM205 236H206V238H205ZM211 236H212V240H211ZM232 236H233V238L234 239H236V240H234L233 238H232ZM253 236V237H252ZM26 239H25V238ZM30 237V238H29ZM32 237H34V238H32ZM36 237L38 238L37 240H36ZM102 237V239H100ZM145 237V238H144ZM184 237V238H183ZM201 237H202V239H201ZM228 237V238H227ZM230 237V238H229ZM11 238V239H10ZM15 238V239H14ZM23 240H22V239ZM75 238V237H74ZM90 238V239H89ZM126 238V239H125ZM127 238H130L129 240L127 239ZM144 238V239H143ZM147 238V239H146ZM210 238V239H209ZM240 238H242V239H240ZM5 239V240H4ZM7 239H9V240H7ZM17 239V240H16ZM21 239V240H20ZM29 239V240H28ZM51 239H53V241H51ZM59 239V240H60ZM71 239V240H70ZM73 239V240H72ZM85 239V240H84ZM100 239V240H99ZM132 239V240H131ZM183 239V240H182ZM200 239V240H199ZM206 239H208L207 241V243L205 242L206 241ZM12 240L14 241L13 242V244H17V245H19V249L17 248V245L15 244V246H13L14 247V249H13V247H11L9 244V247H10V250H8L9 248H8V245H7V242H9V243H11L12 242ZM32 240V241H31ZM120 240H121V242H120ZM123 240V241H122ZM127 240V241H126ZM133 241V242H131V241ZM187 240H188V242H187ZM192 240V241H191ZM197 240V241H196ZM214 241L213 243L211 242V243H209L210 241ZM20 241H21V243H23V244H21L20 243ZM39 241V242H38ZM40 241H44V244L41 242L40 243ZM72 241H74V242H72ZM81 241V240H80ZM107 242V243H109V244H106L105 242ZM110 241H112L113 242V244H112V242H110ZM230 241H232V243H234L233 244V246H231V243H230ZM234 241V242H233ZM255 241H256V245H255ZM258 241H259V245H258ZM18 242V243H17ZM32 244H31V243ZM36 243V245H35V243ZM51 242H53V245L51 244ZM59 242V243H58ZM98 242V243H97ZM120 242V243H119ZM190 242H192V244H190ZM194 242V243H193ZM196 242V243H195ZM4 245H3V244ZM77 245L78 246V248L76 249V247H74L75 245ZM127 244V245H125V244ZM200 243H206L205 245H203V244H201V246H200ZM215 243V244H214ZM248 243H249V245H248ZM252 243V245H250ZM123 244V245H122ZM183 244H185V245H183ZM190 244V245H189ZM230 244V245H229ZM246 244V243H245ZM6 245V246H5ZM23 246V247H21V246ZM27 245L31 248H28L27 247ZM33 247H32V246ZM46 246L47 248L46 249H49L48 251L49 252H51V255L49 254V252H47V250H45V249H43V248H45L44 246ZM58 245H60L61 247H62V250H65V252L64 251H62V252H59V253H57L58 251L57 250H60L61 248L58 246ZM86 245H87V243H86ZM106 245L108 246V247H106ZM115 245L116 247H113V246ZM135 246V248H132V247H134ZM206 245H210V246H206ZM215 245V246H214ZM223 245H224V247H223ZM241 245V246H240ZM261 245V246H260ZM39 246V247H38ZM55 247L56 248V251L53 249L52 250V248L50 249V247ZM73 246V247H72ZM110 246H112L111 248H110ZM129 246H130V248H129ZM184 246V247H183ZM211 246H214V247H211ZM227 246V247H228ZM238 246H240L238 249L239 250H237V248H236V250H234V248L235 247H238ZM6 248V250L7 251H9V253H7V251L6 250H3V249H5ZM27 247V248H26ZM36 247V248H35ZM38 247V248H37ZM69 247H71L72 248V250L74 251V252H72V250L70 251V250H68V249H70ZM80 247V248H79ZM119 247H120V250H118L119 249ZM124 247V248H123ZM138 247H139V249H138ZM181 247V248H180ZM201 247V248H200ZM206 247V248H205ZM216 247V248H215ZM244 249H245V246L243 245L242 246ZM241 247V248H242ZM16 248V249H15ZM37 250H35V249ZM40 248H42L43 249V254L41 255L38 251H41L42 249H40ZM58 248H60V249H58ZM68 248V249H67ZM74 248V249H73ZM103 248H105V249H103ZM121 248L124 250H121ZM190 248L193 250L192 252L193 253H195V254H193L192 255V253H191V250H190ZM199 248V249H198ZM13 249V250H12ZM23 249L25 250V254H24V251H23ZM102 251H101V250ZM115 249V250H114ZM180 249H181V251H180ZM187 249H189V250H187ZM213 249L215 250V251H213ZM243 249V250H244ZM257 250L256 252L254 251V250ZM13 252H12V251ZM18 250H20L21 251V253H20V251H18ZM79 250H78V252L77 253H79ZM80 250V251H81ZM116 250H118V251H116ZM135 250V251H134ZM137 250V251H136ZM197 250L201 253V256L202 257H200V259H199V261H197L198 260V258H199V256H200V253H198L197 252ZM231 250V251H230ZM3 251V252H2ZM22 251H23V254H22ZM53 251L55 252V253H57L58 254V257L56 256V258L55 259H51V258H48L47 259V257H52L55 253H53ZM61 251V250H60ZM98 251V252H97ZM117 253H116V252ZM126 251V252H125ZM131 251V252H130ZM141 251V252H140ZM219 251H220V253H219ZM246 251V250H245ZM35 252V254H40L41 256L40 257H43V258H46L44 261L43 260H41V263L39 262V258H38V256H35V254H33ZM82 252V251H81ZM92 252V251H91ZM111 252V253H110ZM127 252H129V253H127ZM188 252V254H186ZM190 252V253H189ZM211 252V253H210ZM218 252V253H217ZM238 252V253H237ZM255 252V253H254ZM4 253L5 254H7V255H5V257H3L4 256ZM20 253V254H19ZM44 253H47V254H44ZM52 253H53V255H52ZM83 253H81V254H83ZM114 253H116V255L114 254ZM133 253V255H131ZM197 253L199 254V256L197 255ZM214 253L216 254V257H215V255H214ZM20 255V257L18 256V255ZM21 254H22V256H24L22 259H21ZM27 254V255H26ZM60 255V258H61V256H64V255ZM66 254V257L68 258L69 256ZM81 254L79 253L77 256L79 257V255L81 256ZM90 254V253H89ZM136 256H135V255ZM204 254V255H203ZM3 255V256H2ZM11 255H13L14 257H11L10 258V256ZM33 255V256H32ZM46 255H47V257H46ZM49 255V256H48ZM73 255L72 256H70L69 258H68V260L66 259V257L64 256V257H62L61 259L62 260H66L65 262H67V261H69L70 260V258H74L76 261V264H81V263H83V262H88V261H84L83 260V262H79V260H77L75 257H73ZM92 255H94V256H92ZM100 255V256H101ZM112 255H114V256H112ZM228 255V256H227ZM240 257H239V256ZM244 255H245V253H244ZM2 256V257H1ZM35 256V257H34ZM137 256H138V258H139V256H140V258L138 259L137 258ZM175 256V257H174ZM214 256V257H213ZM230 256H232V257H230ZM246 256H247V254H246ZM18 257V259L16 260V258ZM33 257V258H32ZM37 257V258H36ZM54 257H55V255H54ZM53 257V258H54ZM95 257L93 258L94 260H95ZM119 257V258H118ZM123 257V258H122ZM223 257V256H222ZM230 257V258H229ZM243 258V260H242V258ZM250 257V258H249ZM2 258V259H1ZM5 258V259H4ZM42 258V259H43ZM83 258H84V256H83ZM115 258V259H114ZM118 258V259H117ZM214 258V259H213ZM234 258V259H233ZM237 258V259H236ZM247 258V259H246ZM29 259V260H28ZM51 259V260H50ZM74 259H72L69 263H67V264H74V263H72V261L74 260ZM81 259V258H80ZM90 259V258H89ZM92 259V260H93ZM138 259V260H137ZM147 261H146V260ZM178 259V260H177ZM184 259H186L187 260V262L184 260ZM201 259H202V261H201ZM210 259V260H209ZM3 260V261H2ZM6 260V261H5ZM15 260V261H14ZM20 260V261H19ZM22 260H23V262H22ZM49 261V263H48V261ZM58 260V259H57ZM62 260H60L61 262H63V264L65 263L64 261H62ZM82 260V259H81ZM88 260V259H87ZM93 260V261H94ZM156 260H157V262H156ZM176 260V261H175ZM180 260V261H179ZM206 260V261H205ZM219 260V261H218ZM244 260H246V261H244ZM257 260V261H256ZM11 261V262H10ZM43 261V262H42ZM52 261V262H53ZM91 261V260H90ZM89 261V262H90ZM105 263H104V262ZM139 261V262H138ZM173 261V262H172ZM195 261V262H194ZM241 261H244V262H241ZM10 262V263H9ZM16 262V263H15ZM57 262H58V264H60V262H59V260L58 261H55V264H57ZM92 262V261H91ZM90 262V263H91ZM95 262V261H94ZM95 262V264H97ZM206 262V263H205ZM217 262H216V264H217ZM252 262V263H251ZM253 262H255V263H253ZM54 263V262H53ZM52 263V264H53ZM93 263V262H92ZM91 263V264H92ZM83 264H88V263H83Z\"/></svg>", "mask_w": 264, "mask_h": 264}, {"label": "bare ground", "instance_id": "bare-ground-1", "mask_svg": "<svg viewBox=\"0 0 264 264\" xmlns=\"http://www.w3.org/2000/svg\"><path fill=\"white\" fill-rule=\"evenodd\" d=\"M1 1H3V5L1 4L0 6H3L2 8L4 9V12L6 11V9L8 8V7H6L5 5H6V3H4L5 2V0H1ZM11 1V2H10ZM233 1H236V0H233ZM250 1V0H249ZM248 1V2H249ZM254 1V0H253ZM256 1V0H255ZM258 1V0H257ZM7 2V4H10V3H13V1L12 0H7L6 1ZM9 2V3H8ZM108 2H111V3H108ZM241 2H243V1H241ZM251 2H252V0H251ZM259 2V1H258ZM257 2V3H258ZM218 3V2H217ZM221 2H219V4H220ZM223 3V2H222ZM230 3V2H229ZM239 3V2H238ZM256 3V2H255ZM260 3H261V0H260ZM259 3V4H260ZM216 4V3H215ZM215 4L213 3V1L212 0H14V3H13V6H11V7H15V9H21V11L23 10H26V11H24V15L25 16H28L29 17V19L27 20V21H25L24 20V22H21L20 20V22L17 20V19H19L18 17H19V15H20V17L23 15L22 13H23V11L21 12L20 11V13H19V10L17 11V12H15L16 14H18V17L17 18H15V20H17L18 22H16L15 24L16 25H12L11 24V22H10V24H7V22H6V26L8 27V25H10V27H12V26H14L13 28V34H12V36H11V31H12V28H7L6 30L7 31H10V32H8L9 33V36H6V38H1V37H4V35L3 34H1V30H2V33H4V32H6L5 30H3L2 28H3V26H5L4 25V23H3V20H2V25H0V38L2 39H0V85H1V89H2V91L4 90V91H10L11 89V91L9 92L10 94L12 93V92H14V90H16V86H17V90H19L20 91V88H25V87H28V89L29 90H27V89H25L24 90V92H23V89L20 91L21 92V94L23 93V97L26 99V100H28V102H29V104H30V108L32 107V106H37V107H35L36 109L38 108V106L39 107H41V105L43 106V105H45V106H43V108L41 107V113H40V111L37 109V113H36V111H35V108L34 107H32L31 109H32V111H33V108H34V111H33V113H35V114H37L38 115V113H39V115L40 116H35L37 119H42V120H38L39 121V123H38V125H40L41 126V128H45V127H47V122L48 121H46V120H48V112H50V109L48 108V107H51V108H54V106L52 107L51 105L53 104V103H51V100H53L52 99V97L54 98V95L52 96V95H50V94H48L46 91L48 90H46V88H47V86L46 87H44V86H42L41 87V84L40 85H38L37 83H38V81H36V80H38V79H41V81H42V79L44 80V79H47L48 77L49 78H55V79H59L60 77H63V78H65L66 80V84H70L72 81H74V79L75 78H78V77H80L79 75H81V74H83L84 75V77L83 78H85V76H86V72H89V74H91V75H89V79H90V77L92 76L93 78L94 77H96L95 79H94V82H95V80L97 79V81L95 82V83H93V84H95V85H91V87L89 86V87H84L85 89H83V91H82V89L79 91V90H77V91H79L78 93L80 94V96L81 97H79V95H78V98L80 99V98H83V99H85L84 98V96L83 95H81V94H85L86 95V97L88 98V99H90V98H92L93 97V101L95 100V103L92 101L91 102V104L92 103H94L95 104V107L94 108H96L97 109V111L96 110H94V111H96V112H99L100 114L101 113H104L106 116V118H107V120L109 119V117L111 116V114H113L114 112L116 113V112H118V111H120V110H122L123 109V112H120V113H122L121 115H123V116H128L127 114H129L130 113V111H129V113L127 112V114H126V111L128 110V107L129 106H133L134 107V109H136V110H138V111H143V113L144 112H151V111H153V110H156L157 111V109L158 108H160L161 107V105L163 104H166V106H170V105H173L174 103H176V101H177V99H178V95H180V94H183V93H185V92H187V89H185V88H187L186 86H188L189 87V85L191 86V77H190V74L189 73H199V71L198 70H200L201 68H204V70H206L207 71V75H205L206 74V72L204 73V76L205 77H209L210 78V80H212V81H215L216 79H214V78H217V77H215V74H218L217 72L218 71H220L221 70V74L223 75V74H225V75H223V76H227L228 77V74L226 73V72H222V69L225 67V66H223V64H227L226 63V61H228V60H226L225 58H224V56H222V54L224 53H218L219 51L221 52V50H222V46H224L223 44V40H222V36H220L221 34L223 35V31H221V33H220V35L217 33V31H218V29H217V31H216V26H218V27H220L221 28V26H223V24H225L224 22L225 21H227V20H225V21H223V16L221 15V14H223V12H221V11H223L224 9L222 8V7H218L217 6V8L215 7ZM224 4H226V2L224 3ZM232 4V3H231ZM235 4V3H234ZM249 4V3H248ZM251 4H253V2L251 3ZM217 5V4H216ZM236 5V4H235ZM247 5V4H246ZM261 6L262 5H264V4H260ZM260 5L258 6V7H260ZM9 6V5H8ZM220 6H222L221 4H220ZM223 6H225V5H223ZM250 6V5H249ZM231 7H233V6H231ZM251 7V6H250ZM263 7V6H262ZM225 8V7H224ZM234 8V7H233ZM10 9V8H9ZM9 9H7L8 11V13H10L9 14V18H7V20L8 19H10L11 21H12V17H16L17 15L16 14H13V12L11 11L12 9H10V11L12 12H10L9 11ZM222 9V10H221ZM242 9V8H241ZM251 9V8H250ZM255 9V8H254ZM256 9H257V7H256ZM264 9V7L263 8H261L260 7V9H257V10H263ZM56 10V11H55ZM237 10V9H236ZM257 10H255V11H257ZM0 11H1V8H0ZM15 11V10H14ZM230 11V10H229ZM233 11H235V10H233ZM248 11V10H247ZM6 12V13H7ZM26 12V13H25ZM43 12H44V14H43ZM260 12V11H259ZM264 12V11H263ZM218 13V16L216 15ZM219 13H220V15H219ZM229 13V12H228ZM231 13V12H230ZM236 13V12H235ZM2 14H3V11H2ZM2 14H0V15H2ZM13 16H12V15ZM8 15V14H7ZM11 15V16H10ZM45 15V16H44ZM239 15V14H238ZM237 15V16H238ZM259 15V14H258ZM4 17H6V15H3ZM3 16H1L0 18L1 19H3L4 17ZM24 16V17H25ZM54 16H56L57 18H58V20H60V22L59 23H61V21H63L62 19H65V17H66V19H65V21H66V23H65V21H64V23H65V25H69V21L71 20L72 22H70L71 23V25H70V27L71 28H73V29H71L69 26L66 28L65 27V29H67V30H65L64 29V31H62L63 29L62 28H64L63 27V22L60 24L61 26H62V28L61 27H59L60 25H55V23L57 24L58 22H56V17H54ZM61 16H62V18H61ZM221 16V17H220ZM250 16V15H249ZM12 19H11V18ZM22 18V20L23 19H25V18H28V17H25V18ZM233 17V16H232ZM232 17H230V18H232ZM254 17V16H253ZM259 17V16H258ZM261 17V16H260ZM259 17V18H260ZM264 17V16H263ZM53 18H55V20L53 19ZM143 18H145L144 20L145 21H143ZM163 18H165L164 20H162ZM230 18H228V19H230ZM239 18V17H238ZM6 19V18H5ZM69 19V20H68ZM225 19V18H224ZM261 20H262V18H260ZM260 19H258V20H260ZM51 20H53V21H55V22H53V24L55 25H53V24H51L52 23V21ZM68 20V21H67ZM251 20V19H250ZM1 21V20H0ZM14 21V20H13ZM230 21V20H229ZM8 22V23H9ZM252 22V21H251ZM1 23V22H0ZM58 23V24H59ZM230 23V22H229ZM228 22H226V26H227V24H229ZM236 22H231L230 23V25H228V26H231V27H235V24ZM243 23V22H242ZM246 23H248L247 21H246ZM14 24V23H13ZM252 24V23H251ZM64 25V26H65ZM220 25V26H219ZM249 25V24H248ZM257 25V24H256ZM5 26V27H6ZM215 27V28H214ZM240 27V26H239ZM259 27V26H258ZM257 27V28H258ZM61 28V29H60ZM69 28V29H68ZM220 28H219V30H220ZM223 28H224V26H223ZM227 28H229V27H227ZM236 28V27H235ZM253 28V27H252ZM9 29V30H8ZM214 29H215V32H216V34H217V36H216V34H215V32H214ZM234 29V28H233ZM232 29V30H233ZM222 30V29H221ZM237 30V29H236ZM255 30V29H254ZM225 31V30H224ZM228 31V30H227ZM214 34H213V33ZM231 32V31H230ZM8 33H4V34H8ZM232 33V32H231ZM234 33V32H233ZM213 34V35H212ZM225 34V33H224ZM227 34V33H226ZM226 34H225V36H226ZM229 34V33H228ZM3 35V36H2ZM230 35V34H229ZM229 35H227V36H229ZM212 36H216V37H212ZM224 36V37H225ZM232 36V37H231ZM234 34H231L230 36H229V38L231 37L232 38V45L234 46V47H236L235 46V44H236V40H235V36H237V35H235L234 37ZM149 37H152V38H150L149 39ZM261 37H263L264 38V36H261ZM176 39H177V41H176ZM228 40V39H227ZM230 40V39H229ZM225 42H227L226 40H225ZM232 46V47H233ZM228 47V46H227ZM234 49V48H233ZM236 49V48H235ZM108 50H112V53L107 57V56H105V53L108 51ZM237 50H239V49H237ZM224 51V50H223ZM258 50H255V52H257ZM262 51V54H264V52H263V50L262 49H260V52ZM204 52H208L209 54H211V55H215V52L218 54L217 55V57H219V58H217L216 56L213 58L212 56L210 57V59H206L205 57H207V55L205 56V54H204ZM227 52V51H226ZM207 53V54H208ZM208 54V55H209ZM257 55H255V57H254V59H253V61H252V63L253 62H255V60H256V62L259 64V63H264V62H261V61H264V58H262V57H264L262 54L260 55V53L258 54V53H256ZM236 55V53L234 54H232V57L231 58H233V56H235ZM237 55H238V53H237ZM236 55V56H237ZM260 55V56H259ZM229 56H230V52H229V55H226V57H228L229 58ZM235 56V57H236ZM234 57V58H235ZM259 57V58H258ZM260 58H261V60H260ZM200 59H202V60H200ZM216 59V60H215ZM258 59V60H257ZM220 60V61H219ZM226 60V61H225ZM222 61V62H221ZM202 62V63H201ZM231 62V61H230ZM189 63V64H188ZM219 63V64H218ZM229 63V62H228ZM234 63H237V62H235L234 61ZM233 63V64H234ZM191 64V66L190 67H192V69H196V70H193V71H188V68H187V66L186 65H190ZM217 64L218 65H221L222 64V69H221V66H219L220 67V69L218 68V66H217ZM251 64V63H250ZM261 64V65H262ZM215 65H216V67H215ZM229 65V64H228ZM231 65H232V62H231ZM236 65V64H235ZM253 65H254V63H253ZM183 66H184V69H180V68H183ZM23 67H27V68H33V69H35L34 71H33V69H30L31 70V72L33 73H31L28 69L25 71V72H28L29 71V73L33 76H35V78H36V80L34 79V77H32L29 73L27 74V77L30 75L31 77H28V79H29V81H28V79L25 77V79H24V77H22V75H24V73L25 72H23V73H20L19 74V72H22L21 70H22V68ZM174 68V67H176V69H172L173 70V72H174V70L176 71V70H179L178 72L179 73H173V74H177V76H176V78L178 79V81L176 80V79H174L175 80V82H172V80H169V81H171L172 83L171 84H169L166 80H163L162 79V77H161V75H162V73H165V71L167 72L169 69H171V68ZM214 67L215 68H217V71L214 69ZM226 67H227V65H226ZM225 67V68H226ZM229 67V66H228ZM228 67L225 69V70H227L228 69ZM233 67V66H232ZM17 68H21L20 70H18V71H16L17 70ZM25 68H24V70H25ZM213 68V70H215V71H211V69ZM223 69V70H224ZM230 69L232 70V68H231V66H230ZM23 70V71H24ZM182 70L185 72V73H183L184 75H185V78H184V75H182ZM181 71V72H180ZM195 71V72H194ZM198 71V72H197ZM210 71L212 72V75H213V73H214V78L212 77V76H210L208 73H210ZM229 72H230V70H228ZM233 71H235L234 70V68H233ZM232 71V72H233ZM16 72H18V73H16ZM170 72H172V71H170ZM170 72H167V73H170ZM252 72V71H251ZM85 73V74H84ZM167 73H165V74H167ZM195 73V74H196ZM235 73V72H234ZM19 74V75H18ZM22 74V75H21ZM164 74V75H165ZM172 74V73H171ZM211 74V73H210ZM232 73H230V75H231ZM236 74V73H235ZM246 74V73H245ZM18 75V76H17ZM25 75H26V73H25ZM43 75H46V76H44V77H47V78H43ZM104 75H106V78L104 79L103 77H104ZM199 76H200V73L198 74ZM229 75V77H231ZM234 75V74H233ZM21 76V77H20ZM41 76H42V78H41ZM88 76V75H87ZM187 76H189V77H187ZM192 76V75H191ZM196 76V75H195ZM194 76V77H195ZM15 77H18V78H15ZM59 77V78H58ZM193 77V76H192ZM222 77V76H221ZM13 78H14V80H13ZM88 78V77H87ZM180 78H181V80H180ZM186 78H189L188 80L186 79ZM202 78V77H201ZM225 79H226V77H224ZM243 78V77H242ZM16 79V80H15ZM18 79V80H17ZM27 79V82L25 81ZM79 79V78H78ZM82 79V78H81ZM88 79V80H89ZM199 80L198 78H195V81L194 82H196L197 80ZM214 79V80H213ZM223 79V78H222ZM221 79V80H222ZM231 80L233 79V78H230ZM229 78L228 79H226V81L228 80H230ZM20 80V81H19ZM33 80L35 81V82H33ZM52 80V79H51ZM50 80V81H51ZM67 80H69L70 81V83L68 82L67 83ZM80 80V79H79ZM189 81V82H185V81ZM205 80V79H204ZM209 80V82L212 84L213 82L212 81H210ZM218 80H220V77L217 79V81L216 82H219ZM248 80V79H247ZM2 81H7L8 83L5 85L6 86V88H7V86L9 87V86H11V87H9V88H11V89H6V88H4L3 86H2V84H1V82ZM12 81H14L13 82V84H12ZM17 81V82H16ZM19 81V82H18ZM25 81V82H24ZM39 82V83H42V85H43V81L42 82ZM45 81V80H44ZM50 81H45V83H47L46 85H48V83L50 82ZM52 81H55V80H52ZM51 81V84L53 85H48V87L49 88H51L50 90L52 91V90H54L53 89V87L55 88V87H57V88H55V90L53 91L54 93L55 92H57V91H59V90H61V87H62V85H64V84H62L63 82H64V80H58L59 82H61V81H63L61 84L60 83H58V86L56 85V84H53L54 82H52ZM87 81V80H86ZM225 81V82H226ZM234 81V80H233ZM251 81V80H250ZM89 82V81H88ZM191 82V83H190ZM193 82V83H194ZM205 82H207V80H205ZM224 82V81H223ZM238 82V79H237V81H236V83ZM242 82V81H241ZM245 82H247V81H245ZM244 82V83H245ZM255 82V81H254ZM257 82H260V81H257ZM11 83V84H10ZM14 83H16V84H14ZM18 83H19V85H18ZM25 83H27V84H29L28 86H27V84H25ZM31 83H33V85H31ZM35 83V84H34ZM44 83V84H45ZM74 83V82H73ZM89 83H91V82H89ZM176 83V85H174ZM190 83V84H189ZM197 84H195L194 83V86L195 85H199L200 83H201V81H200V83L197 81L196 82ZM199 83V84H198ZM210 83H208L209 85H210ZM236 83H233L232 82V85H236ZM243 83V85L245 86V84L247 85V83H245L244 84ZM256 83V82H255ZM75 84V83H74ZM86 84V83H85ZM173 84V85H172ZM238 84H240V83H237V85ZM248 84H251V83H249L248 82ZM253 84V83H252ZM12 85L14 86V88H12ZM20 85L22 86V87H20ZM26 85V86H25ZM38 85V86H37ZM70 85H72V84H70ZM70 85L68 86V85H66L65 87H70ZM87 85H90V84H87ZM219 85V84H218ZM224 85V84H223ZM223 85H221V89H222V86ZM241 85H242V83H241ZM18 86L20 87V88H18ZM33 86V87H32ZM35 86V87H34ZM214 86V85H213ZM216 86V90H217V85H215ZM227 86V85H226ZM258 86V85H257ZM30 87L32 88V89H30ZM67 87V88H68ZM179 87V88H178ZM206 87V86H205ZM212 87V86H211ZM219 87V86H218ZM225 87V86H224ZM231 87H233L234 88V86H231ZM240 87V85L237 87H235L234 89L233 88H231V91L230 90H226L228 93H229V91L231 92V94L232 95H234L235 93V91L236 90H238L237 88H239ZM256 87V86H255ZM87 88V89H86ZM228 88H230V87H228ZM249 88V87H248ZM1 89H0V93L1 94H3V95H7V94H9V93H7L6 94V92H4L3 91V93H2V91H1ZM14 89V90H13ZM33 89H35V90H33ZM62 89H64L63 87H62ZM176 89V91H174V90ZM185 89V90H184ZM84 90L87 92H85L84 93ZM183 90H184V92H183ZM190 90V89H189ZM207 90V89H206ZM223 90V89H222ZM25 91H26V93H25ZM50 91V92H51ZM183 93H182V92ZM193 91H194V89H193ZM221 91V90H220ZM234 91V92H233ZM241 91V90H240ZM16 92H18V91H16ZM19 92V93H20ZM67 92V91H66ZM100 93V95H97L98 96V98H97V96H95V98H94V96H92L93 95V93ZM195 92V91H194ZM217 92H219V91H217ZM227 92H225L224 94H222V96L224 95V97L226 98V96H225V94L227 93ZM233 92V93H232ZM17 94L16 95V93L14 94V96H12L13 98L14 97H16V103L17 104H19L21 101H18L17 102V99L19 98V97H17L18 95L19 96H21L22 97V95L21 94ZM67 93H69V91L67 92ZM67 93H66V96H67ZM198 93V92H197ZM202 93V92H201ZM0 94V95H1ZM9 94V95H10ZM48 94V95H47ZM53 94V93H52ZM199 94V93H198ZM212 94V93H211ZM216 94V93H215ZM221 94V93H220ZM261 94V93H260ZM259 94V95H260ZM73 95L74 94H68V96H67V98H66V96H64L63 95V100H61L60 102H65V103H67V105H63V107H65V108H69L70 106L69 105H71V107L73 106V105H75L76 106V104H74L75 103V99H74V97H73ZM76 95V96H77ZM201 95V94H200ZM199 95V96H200ZM217 95H219V94H217ZM257 95V94H256ZM2 96V95H1ZM60 97H61V95H59ZM70 96V97H69ZM73 97V100L74 101H72L71 99H72V97ZM75 96V97H76ZM184 96V95H183ZM202 96V95H201ZM8 95L7 96H2V97H0V116L3 118L4 117V120L6 119V117H7V115L8 116H10V118L12 117V116H14V113H16V114H18L17 113V111H18V109H16L17 111H15V107H17V106H19V110H23L24 109V111H26L27 110V112L29 111L28 109H30V108H28L27 109V106L28 105H26L25 104V99L23 100L24 101V103L22 104H19V105H17V106H14V105H16V104H12V101L14 100V99H12L11 100V98L8 100ZM55 97H56V95H55ZM57 97H58V95H57ZM59 97V98H60ZM68 100V99H70V101H72L70 104H69V102L67 101H65V98ZM69 97V98H68ZM195 97V96H194ZM203 97V96H202ZM201 97V98H202ZM213 97V96H212ZM223 97V98H224ZM77 98V99H78ZM224 98V99H225ZM231 98V97H230ZM234 98H236V97H234ZM240 98V97H239ZM238 98V99H239ZM243 98V97H242ZM55 99V98H54ZM78 99V100H79ZM212 99V98H211ZM213 99H214V97H213ZM232 99H233V97H232ZM253 99V98H252ZM7 100L8 101H10V102H7ZM19 100H21V98L19 99ZM77 100V101H78ZM92 99H90L89 101H91ZM235 100V99H234ZM240 100V99H239ZM56 101H59V100H56ZM88 101V102H89ZM97 101V102H96ZM181 101V100H180ZM183 101V100H182ZM241 101V100H240ZM243 101V100H242ZM189 102V101H188ZM192 103L194 102V101H191ZM190 102V103H191ZM196 102V101H195ZM194 102V103H195ZM203 102V101H202ZM206 102V101H205ZM219 102V101H218ZM217 102V103H218ZM224 102V101H223ZM231 102V101H230ZM245 102V101H244ZM55 103V102H54ZM59 103V102H58ZM57 103V104H58ZM87 103V102H86ZM191 103V104H192ZM193 103V104H194ZM198 103V102H197ZM240 103V102H239ZM26 106H25V105ZM59 104H61V103H59ZM89 104V103H88ZM212 104V103H211ZM210 104V105H211ZM252 104V103H251ZM23 107H22V106ZM86 105V106H85ZM84 105V103H83V106L84 107H88L87 106V104H85ZM90 105V104H89ZM98 105V108L96 107ZM176 105V104H175ZM46 106H48L47 108H46ZM67 106V107H66ZM82 106V104L79 106H77V107H72L71 109L72 110H74L75 108H80ZM82 106V107H83ZM91 106V105H90ZM89 106V109L91 110V108L92 107H90ZM165 106V105H164ZM165 106V107H166ZM198 106H200V105H198ZM209 106V105H208ZM218 106H219V103H218ZM228 106V105H227ZM227 106H226V108H227ZM237 106V105H236ZM239 106V105H238ZM20 107H22V108H20ZM24 107H26V109L24 108ZM56 108H54L53 110L54 111H57V107L58 106H55ZM59 107H60V105H59ZM61 107H62V104H61ZM173 107V106H172ZM176 107H178V105L176 106ZM187 107L189 108L190 106L189 105H187ZM207 106H205V108H206ZM247 107V106H246ZM250 107V106H249ZM45 108V109H44ZM131 108V107H130ZM174 108H175V106H174ZM173 108V109H174ZM193 109H191V110H195L194 108L195 107H192ZM199 109H203L202 107L200 108V107H198ZM210 108V107H209ZM222 108V107H221ZM228 108H230V107H228ZM238 108V107H237ZM88 109V108H87ZM162 109V108H161ZM164 109V108H163ZM252 109V108H251ZM21 110V111H22ZM64 110V109H63ZM66 111V113L64 112V118H65V116L67 117V118H65V119H68V117L70 116V110L69 109H65ZM67 110H69V111H67ZM72 110H71V112H72ZM76 110V109H75ZM74 110V111H75ZM77 110H79V109H77ZM76 110V111H77ZM80 110H82L81 108H80ZM118 110V111H117ZM133 110V109H132ZM135 110V111H136ZM158 110H160V109H158ZM172 110V109H171ZM229 110V109H228ZM21 111H19V112H21ZM23 111V112H24ZM48 111V112H47ZM74 111L72 112V114L71 115H73V117H74V119H75V117H78V116H74ZM75 111V112H76ZM85 111H86V109H85ZM93 111V109L91 110V114L93 113L92 112ZM134 111V110H133ZM196 111V110H195ZM194 111V112H195ZM202 111H205L204 109L202 110ZM59 112V111H58ZM81 112H83V110L81 111ZM87 112H89L88 110H87ZM87 112H84V113H87ZM96 112H94L93 114H96ZM166 112H168L167 110H166ZM172 113H173V118L175 117L174 116V112H175V110H172L171 111ZM197 112V111H196ZM208 112V111H207ZM26 112H24V113H21V114H19L20 116H25L24 114H25ZM56 113V112H55ZM74 113V114H73ZM78 113V112H77ZM140 113V112H139ZM231 113V112H230ZM23 114V115H22ZM30 114V113H29ZM28 114V116H30ZM35 114H32L30 117H28L29 118V121H28V119H27V123H29V125L31 126L32 124L34 125L35 123L34 122H32V121H34V120H31L32 119V116L34 117V115ZM51 114H53V111H52V113ZM61 114V115H60ZM60 114H57V116L58 115H60V118L62 117L63 118V114L62 113H60ZM69 115V116H67V115ZM83 113H80V117L81 118H83V116H81ZM90 114V113H89ZM90 114V115H91ZM99 114V115H100ZM104 114H103V116H104ZM155 114H159V113H155ZM161 114V113H160ZM159 114V115H160ZM195 114V115H194ZM193 114V112H192V115L193 116H195V117H197V115H196V113H194ZM201 114V113H200ZM218 114V113H217ZM18 115V116H19ZM45 115H47L46 117H45ZM77 115V114H76ZM102 115V114H101ZM121 115H120V117H121ZM158 115V116H159ZM176 115V114H175ZM203 115V114H202ZM205 116H206V114H204ZM231 115H233V114H231ZM17 116V115H16ZM17 116V117H18ZM42 116V117H41ZM49 116H50V114H49ZM52 116V115H51ZM54 116H56V115H54L53 114V117H52V119H56L57 117H54ZM114 116H115V118H117V113L116 114H114ZM164 116V115H163ZM181 116V115H180ZM184 116V115H183ZM187 116H189V115H187ZM192 116V119L194 118ZM201 116V115H200ZM200 116L198 117V118H200ZM209 116H212V115H209ZM0 117V118H1ZM16 117V118H17ZM34 117V118H35ZM39 117V118H38ZM41 117V118H40ZM59 117V116H58ZM72 117V118H73ZM91 117L92 118H94V119H96V120H99V118H98V114H97V116H92L91 115ZM97 117V118H96ZM155 117V116H154ZM166 117H167V115H166ZM166 117H164V119H166ZM176 117H177V115H176ZM179 117V116H178ZM190 117V116H189ZM0 119V123L2 124L3 122H1V120H3V119ZM9 118V119H10ZM23 118V117H22ZM25 119L27 118V117H24ZM35 118V119H36ZM44 118V119H43ZM45 118H46V120H45ZM61 118V119H62ZM63 118V119H64ZM69 118H71V117H69ZM71 118V121L73 120V123L76 121V123L78 124V119H79V117H78V119L76 120L75 119V121H74V119H72ZM80 118V119H81ZM156 118H158L157 116L155 117V119ZM173 118H172V123H174L175 124V122H174V120H173ZM191 118V117H190ZM202 118V117H201ZM205 118V117H204ZM215 118V117H214ZM50 119H51V117H50ZM64 119V120H65ZM84 119L86 120V118H85V116H84ZM87 119H88V117H87ZM89 119H90V116H89ZM103 119V118H102ZM118 119V118H117ZM117 119H115V120H117ZM126 119V118H125ZM128 119V118H127ZM126 119V120H127ZM162 119V118H161ZM161 119H158V120H160V121H162ZM176 119H178V118H176ZM179 119H180V117H179ZM15 120H17V119H15ZM31 120V121H30ZM64 120H63V122H64ZM104 120V119H103ZM157 120V119H156ZM167 120V119H166ZM165 120V121H166ZM185 120V119H184ZM194 120H196V118L194 119ZM203 120V119H202ZM201 120V121H202ZM208 120H210V119H208ZM251 120V119H250ZM9 120H8V117H7V120H5L4 121V125L6 124L5 122H8ZM10 121H11V119H10ZM14 121V120H13ZM13 121H11V123L10 124H12V122ZM36 121V120H35ZM56 121V120H55ZM57 121H58V123L61 121H59V119L57 118ZM67 121V120H66ZM91 121V122H90ZM92 121H94L93 119L91 120H89V124L90 123H92ZM120 121V120H119ZM127 121H130V120H127ZM126 121V122H127ZM134 120H132V122H133ZM135 121H137L136 119H135ZM134 121V122H135ZM159 121V122H160ZM164 121V122H165ZM170 121V120H169ZM200 121V123H202ZM210 121H212V120H210ZM220 121V120H219ZM17 122H19V121H17ZM32 122V123H31ZM41 122V123H40ZM44 122H45V124H44ZM63 122H60V123H63ZM82 122H83V119H82ZM121 122V121H120ZM126 122H125V124H126ZM133 122V123H134ZM138 122L140 123V122H142V121H140L139 119H138ZM158 122V121H157ZM171 122V121H170ZM169 122V123H170ZM207 122V121H206ZM205 122V123H206ZM217 122H218V120H217ZM14 123V122H13ZM16 123V122H15ZM14 123V125H16ZM21 123V122H20ZM43 123V124H42ZM52 123V124H51ZM55 123H57V122H54L53 120H52V122H50L49 124L51 125V126H53L54 127V125H55ZM68 123H69V119H68ZM72 124V122H71V125H75V127L77 128V124ZM80 123V122H79ZM110 123V122H109ZM108 123V124H109ZM114 125H115V127H114V129L115 130H117L116 129V127H117V121H115V122H112ZM122 123V122H121ZM131 123V122H130ZM133 123H131V124H129V123H127V125H132ZM215 123V122H214ZM213 123V124H214ZM252 123V122H251ZM9 124V123H8ZM21 124H23V123H21ZM42 124V125H41ZM54 124V125H53ZM65 124H66V122H65ZM64 123L62 124V126H64V129H65V125ZM107 124V123H106ZM108 124H107V127H109L108 126ZM118 124H120V123H118ZM124 124V125H125ZM142 124V123H141ZM161 124V123H160ZM171 124V123H170ZM192 124H194V123H192ZM33 125H32V127H33ZM37 125V124H36ZM45 125V126H44ZM61 125V124H60ZM79 125H81V126H83L82 125V123H80V124H78V126ZM86 125V124H85ZM109 125H111V123L109 124ZM165 125V124H164ZM173 124H171L170 126H169V130H171L170 128H172L173 126H172ZM179 125V124H178ZM185 125V124H184ZM195 125H197V124H195ZM199 125V124H198ZM202 125V124H201ZM251 125V124H250ZM21 126V125H20ZM23 126V125H22ZM44 126V127H43ZM50 126V127H51ZM56 126H57V124H56ZM55 126V127H56ZM81 126H79L80 127V129H82L81 128ZM89 126H91V125H89ZM104 126H105V124H104ZM123 126V125H122ZM144 126V125H143ZM166 126V125H165ZM172 126V127H171ZM175 126V125H174ZM176 126H177V124H176ZM175 126V127H176ZM203 126V125H202ZM252 126V125H251ZM29 127V126H28ZM36 129H37V126H34ZM50 127H48V128H50ZM69 127H72V126H69L68 124H67V128L66 129H68V132H70L71 133V135H73V133L71 132V130H73L72 128H69ZM79 127L77 128V131H78V129H79ZM83 127H86V126H83ZM111 128L113 127L112 125L110 126ZM109 127V128H110ZM120 127V126H119ZM132 127H133V125H132ZM135 127V126H134ZM163 127V126H162ZM167 127V126H166ZM178 127V129L179 128H181V125H179V126H177ZM193 127V126H192ZM197 128H198V126H196ZM2 128V127H1ZM10 128V127H9ZM13 128H14V126H13ZM12 127L10 128V129H13ZM22 128V127H21ZM56 128H58V127H56ZM87 129V131L86 130H84L85 132H87V133H83V132H81V130H80V132L81 133H83V134H81L82 136H85V137H87L86 135H88V134H90V132L89 131H91L92 133H93V129H95L96 131H97V133L98 134H94L93 133V135H94V137H96L97 135H101V131L103 130H100V132H99V130H97L96 128L97 127H93V125H92V127L91 128H93L92 130L90 129V127H89V129L90 130H88V126L86 127ZM102 128V127H101ZM110 128V129H111ZM188 128V127H187ZM194 128V127H193ZM196 128V129H197ZM200 128V127H199ZM199 128H198V132H201L200 130H199ZM206 128H208V127H206ZM233 128V127H232ZM17 129H20V128H17ZM59 130H57L56 131V129H55V131L56 132H58V131H60V129H62L63 131H65L61 126L58 128ZM69 129H71V130H69ZM106 129V128H105ZM109 129V130H110ZM130 129V128H129ZM131 129H134V128H131ZM141 129V128H140ZM144 129V128H143ZM156 129V128H155ZM167 129H168V127H167ZM173 129H175V128H173ZM178 129H177V131H178ZM196 129L194 130V131H196ZM47 130V129H46ZM142 130V129H141ZM164 130V129H163ZM214 130V129H213ZM260 130V129H259ZM3 131V130H2ZM5 132H7V130H4ZM3 131V132H4ZM20 131V130H19ZM32 131V129L30 128V132ZM34 132H35V129L33 130ZM43 131H45V130H43ZM76 131V130H75ZM74 131V132H75ZM103 131H105V130H103ZM102 131V132H103ZM112 131V129L109 131V132H111ZM118 131V130H117ZM131 131V130H130ZM145 131H146V129H145ZM167 131V130H166ZM171 131H173V130H171ZM175 131V130H174ZM192 132V133H195V132ZM205 131H207V132H209V128L208 129H206V130H204V132ZM230 131V130H229ZM252 131H253V128H252ZM1 132V131H0ZM16 132V131H15ZM23 132V131H22ZM25 132H26V130H25ZM27 132H28V130H27ZM95 132V131H94ZM108 132V130L106 131V133ZM139 132V131H138ZM180 133H181V131H179ZM190 132V131H189ZM238 132V131H237ZM2 133V132H1ZM8 133V132H7ZM29 133V132H28ZM42 133V132H41ZM65 133H66V131H65ZM69 133V134H70ZM100 133V134H99ZM105 133V134H106ZM115 133V132H114ZM113 133V134H114ZM146 133V132H145ZM191 133V132H190ZM191 133V134H192ZM56 134V133H55ZM76 134H78V133H76ZM86 134V135H85ZM103 134V133H102ZM117 135H118V133H116ZM121 134V133H120ZM137 135H138V133H136ZM142 134V136L144 137V139H146L145 141H147V137H150V136H146V138H145V136L143 135V133H141ZM156 134V133H155ZM186 134H189V133H186ZM261 134V133H260ZM20 134H18L17 136H19ZM46 135H48V134H46ZM66 135V134H65ZM68 135V134H67ZM93 135L91 134V136L93 137ZM111 134H109L108 136H110ZM146 135V134H145ZM190 135V134H189ZM234 135V134H233ZM249 135V134H248ZM7 136H8V134H7ZM6 136V137H7ZM42 136H44L46 139H47V136H45V134L44 135H42ZM74 136V138L77 136V135H73ZM79 136V135H78ZM90 136V137H91ZM107 136V135H106ZM114 136V135H113ZM130 136V135H129ZM154 136V135H153ZM187 136V135H186ZM195 136H196V134H195ZM201 136H203L202 134H201ZM243 136V135H242ZM3 136H0V143H2V140H7L6 138H2ZM5 137V136H4ZM49 137H52L51 136V134H50V136ZM49 137H48V139H49ZM89 137V136H88ZM87 137V139H88V141L86 140V142L85 143H87V144H89L90 143V141H91V144L90 145H93L94 144V142L95 141H97V140H99L100 138V136L98 137V139L97 140H93L92 138H88ZM112 139L114 138V137H112V136H110ZM117 137V136H116ZM119 137V136H118ZM117 137V138H118ZM121 137H123V136H121ZM182 137V136H181ZM57 138V137H56ZM69 138H71V136L69 135ZM76 138H79V137H76ZM84 138V137H83ZM104 138V137H103ZM137 138H139V137H137ZM142 138V137H141ZM141 138H139V139H141ZM197 138V137H196ZM195 138V139H196ZM20 139H22V138H20ZM47 139V140H48ZM58 139V138H57ZM60 139V138H59ZM58 139V140H59ZM71 139H73V137L71 138ZM86 139V138H85ZM85 139H83V140H85ZM143 139V138H142ZM141 139V140H142ZM143 139V140H144ZM152 139H154V138H152ZM189 139V138H188ZM9 140V139H8ZM7 140V141H8ZM18 140H19V138H18ZM17 140V141H18ZM23 140V139H22ZM29 140V139H28ZM41 140V139H40ZM47 140H45V141H47ZM52 140L54 141V138H52ZM51 140V141H52ZM56 140V139H55ZM69 140V139H68ZM77 140H79V141H82L80 138L79 139H77ZM77 140H72V141H76L77 142V144L79 145V143H78V141ZM94 142H93V141ZM150 140V139H149ZM193 142H195V140H193V139H191ZM44 141V140H43ZM48 141H50V140H48ZM100 141V140H99ZM103 141V140H102ZM122 141V140H121ZM151 141V140H150ZM153 141V140H152ZM161 142H162V140H160ZM159 141V142H160ZM164 141V140H163ZM191 141V142H192ZM9 142V141H8ZM7 142V143H8ZM22 142V141H21ZM59 142V141H58ZM84 142V141H83ZM98 142V141H97ZM104 142V141H103ZM141 142V141H140ZM144 142V141H143ZM157 142H158V140H157ZM165 142V141H164ZM47 143V142H46ZM51 143V142H50ZM50 143H49V145H50ZM93 143V144H92ZM96 143V142H95ZM129 143V142H128ZM153 143V142H152ZM163 143V142H162ZM167 143L168 142H166V144H164V145H167ZM185 143H187V142H185ZM2 144H5V143H2ZM1 144V145H2ZM55 145H57L56 143H54ZM64 144V143H63ZM99 144H101V143H99ZM105 145H103V146H106V143H104ZM155 144L157 145V143L155 142ZM197 144V143H196ZM201 144H204V142H202ZM224 144V143H223ZM6 145V144H5ZM77 145V146H78ZM81 145V144H80ZM79 145V146H80ZM88 146L87 145V148L89 147V149L91 148H93L92 150H89L88 149V151L89 152H87L88 153V155H89V153H90V151L92 152V151H95V148H94V145L93 146ZM96 145V144H95ZM107 145H109L108 143H107ZM112 145V144H111ZM110 145V146H111ZM195 145V144H194ZM7 146V145H6ZM10 146V145H9ZM14 146V145H13ZM50 146H52L53 147V145H50ZM49 146V147H50ZM59 146H60V144H59ZM58 146V147H59ZM65 146V145H64ZM109 146V147H110ZM169 146V145H168ZM201 146V145H200ZM203 146V145H202ZM202 146H201V148H202ZM19 147V146H18ZM61 147V146H60ZM82 146H80V148H81ZM108 147V148H109ZM114 147V146H113ZM134 147V146H133ZM204 147V146H203ZM21 148V147H20ZM39 148V147H38ZM51 148V147H50ZM55 148H57V147H55ZM54 148V151H52V148L51 149H49L50 151H52L53 153H55L56 152V156H57V154L59 155V157H60V150L59 151H56V149ZM86 148V147H85ZM87 148H86V151H87ZM101 148V147H100ZM111 148H112V146H111ZM118 148V147H117ZM148 148H151V147H148ZM205 148L206 149H208L209 150V148H207L206 147V145H205ZM12 149V148H11ZM32 149V148H31ZM40 149V148H39ZM47 149H48V147H47ZM57 149H59V148H57ZM76 149H78L77 147H76ZM97 149L99 150V148H96V151H97ZM137 149V148H136ZM152 149V148H151ZM154 149V148H153ZM159 149V148H158ZM168 150H169V148H167ZM184 149V148H183ZM188 149V148H187ZM2 150V149H1ZM14 150V149H13ZM21 150V149H20ZM41 150V149H40ZM43 150V149H42ZM41 150V151H42ZM101 150V149H100ZM105 150H106V147H105ZM143 150V149H142ZM170 150H171V148H170ZM173 150V149H172ZM202 151H204L203 149H201ZM211 150H213V149H211ZM15 151V150H14ZM19 151V150H18ZM95 151V152H96ZM116 151H117V149H116ZM137 151V150H136ZM151 151H153V150H151ZM182 151H186V150H182ZM12 152V151H11ZM15 152H17V151H15ZM40 152V151H39ZM146 152V151H145ZM187 152H189V154H190V150H188ZM186 152V153H187ZM212 152H214V150L212 151ZM9 153V152H8ZM13 153V152H12ZM82 153V152H81ZM93 153V152H92ZM102 153V152H101ZM117 153V152H116ZM180 153V152H179ZM178 153V154H179ZM209 153H210V150H209ZM27 154V153H26ZM62 154V153H61ZM69 154V153H68ZM100 154V153H99ZM136 154V153H135ZM181 154V153H180ZM191 154H193V153H191ZM190 154V155H191ZM205 153H203V155H204ZM214 154V153H213ZM212 153H211V155H213ZM30 155V154H29ZM44 155H46V154H44ZM92 155V154H91ZM139 155H140V153H139ZM158 155H159V153H158ZM188 155V154H187ZM194 156H195V154H193ZM201 155V154H200ZM56 156H55V158H56ZM63 156V155H62ZM66 156V155H65ZM74 156V155H73ZM93 156V155H92ZM96 156V155H95ZM100 156H101V154H100ZM114 156V155H113ZM127 156H129V155H127ZM141 156V155H140ZM148 156V155H147ZM146 156V157H147ZM151 156H153V155H151ZM157 156V155H156ZM161 156V155H160ZM178 156H180V155H178ZM183 156H186V155H183ZM189 156V155H188ZM192 156V155H191ZM198 155H196V157H197ZM206 156H208L207 154H206ZM215 156V155H214ZM49 157V156H48ZM47 157V158H48ZM90 156H88V158H89ZM102 158H105V156H101ZM119 157V156H118ZM158 157V156H157ZM157 157H155V160L157 159ZM174 157V156H173ZM172 157V158H173ZM182 157V156H181ZM187 157V156H186ZM186 157H183V158H186ZM201 157H202V155H201ZM201 157H200V159H201ZM10 158V157H9ZM16 158H18V157H16ZM47 158H43V159H47ZM63 158V157H62ZM64 158H66V157H64ZM83 158V157H82ZM93 158H95V157H93ZM98 158V157H97ZM112 158V157H111ZM121 158V157H120ZM149 158H150V156H149ZM163 158V157H162ZM172 158H170L169 160H171ZM199 158V156L197 157V159ZM41 159V158H40ZM57 160H59L58 158H56ZM61 159V158H60ZM89 159H92L91 157L89 158ZM110 159V158H109ZM108 159V160H109ZM114 159H117V158H114ZM141 159V158H140ZM148 159V158H147ZM154 159V158H153ZM187 159H189V158H187ZM192 159L193 160H195L193 157H192ZM191 159V160H192ZM203 160H204V156H203V158H202ZM88 160V159H87ZM152 160V159H151ZM161 160V159H160ZM173 160V159H172ZM176 160V159H175ZM190 160V161H191ZM202 160V161H203ZM212 160V159H211ZM15 161L16 162H18L16 159H15ZM22 161V160H21ZM39 161V160H38ZM37 161V162H38ZM46 161H48V159L46 160ZM93 161V160H92ZM97 161V160H96ZM109 161H111V160H109ZM116 161V160H115ZM120 161H121V159H120ZM144 161H146L147 162V160H144ZM148 161H149V159H148ZM164 161V160H163ZM183 161V160H182ZM196 161V160H195ZM200 161V160H199ZM201 161V162H202ZM207 161V160H206ZM13 162V161H12ZM15 162V164L17 165V163ZM36 162V163H37ZM65 162V161H64ZM75 162V161H74ZM89 162H91V161H89ZM95 162V161H94ZM106 162H107V160H106ZM111 162H114V160L113 161H111ZM118 162H119V160H118ZM140 162V161H139ZM165 162V161H164ZM170 162V161H169ZM176 162H179V159L176 161ZM192 162V161H191ZM208 162V161H207ZM50 163V162H49ZM49 163L47 162V165L46 164H43V165H46V167L49 165ZM53 163H55L54 161H53ZM72 163V162H71ZM88 163V162H87ZM98 164H100L99 162H97ZM96 163V165H93L92 163V165L93 166H101V165H98ZM114 163H116V162H114ZM120 163V162H119ZM141 163V162H140ZM139 163V164H140ZM160 163V162H159ZM180 163H181V161H180ZM182 163H184V162H182ZM197 163V162H196ZM203 163V162H202ZM15 164H12L11 163V165H14L15 166ZM56 164V163H55ZM65 164H66V162H65ZM64 164V166L66 167V165ZM103 164V163H102ZM117 164V163H116ZM148 164L150 165V163L148 162L147 163V166H148ZM156 164V163H155ZM155 164H154V166H155ZM187 164V163H186ZM186 164H184V166L186 165ZM11 165H10V169H11ZM32 165V164H31ZM37 165V164H36ZM35 165V166H36ZM51 165V167H53V166H55L56 167V165H53L52 163L50 164ZM53 165V166H52ZM141 165V164H140ZM139 165V166H140ZM169 165V164H168ZM183 165V164H182ZM196 165V164H195ZM200 165H201V163H200ZM38 166V165H37ZM58 166V165H57ZM60 166V165H59ZM62 166V165H61ZM92 166V167H93ZM104 166V165H103ZM125 166V165H124ZM131 166V165H130ZM130 166H129V168H130ZM189 166V165H188ZM191 166V165H190ZM199 166V165H198ZM204 166V165H203ZM206 166V165H205ZM211 166V165H210ZM210 166H209V164H207V167L208 168H210ZM13 167V166H12ZM18 167V166H17ZM34 167V166H33ZM39 167V166H38ZM49 167V166H48ZM76 167V166H75ZM91 167V168H92ZM149 167V166H148ZM157 167V166H156ZM178 167V166H177ZM177 167H176V169H177ZM179 167H180V165H179ZM202 167V166H201ZM206 167V168H207ZM1 168V167H0ZM40 168L41 167H39V169H37L38 171L40 170ZM45 168V167H44ZM102 168V167H101ZM114 168H117V165H116V167H114ZM132 168V167H131ZM140 169H141V167H139ZM153 168V167H152ZM173 168V167H172ZM34 169V168H33ZM128 169V168H127ZM189 169L191 170V168L189 167ZM200 169H202V168H200ZM204 169H205V167H204ZM213 169V168H212ZM5 170V169H4ZM7 170V169H6ZM6 170H5V172H6ZM24 170V169H23ZM36 170V171H37ZM47 170V169H46ZM45 170V172H47ZM49 170H50V168H49ZM48 170V171H49ZM52 170H53V168H52ZM97 170V169H96ZM134 170V169H133ZM192 170H194V169H192ZM195 170H197V171H199L197 168L195 169ZM194 170V171H195ZM208 170V169H207ZM34 171V170H33ZM41 171V170H40ZM43 171V170H42ZM39 172L38 174H43V172ZM57 171V170H56ZM98 171H100L99 169H98ZM97 171V172H98ZM116 171V170H115ZM151 171H152V169H151ZM178 171H180V169L178 170ZM4 172V173H5ZM8 172V171H7ZM51 173H52V171H50ZM68 172V171H67ZM201 172H203V171H201ZM217 172V171H216ZM1 174H2V172H0ZM34 173V172H33ZM36 173V172H35ZM78 173V172H77ZM106 173V172H105ZM159 173H160V171H159ZM186 173V172H185ZM188 173V172H187ZM190 173H192V171H190ZM204 173V172H203ZM0 174V175H1ZM6 174V173H5ZM55 174V173H54ZM93 174H94V172H93ZM104 174V173H103ZM125 174V173H124ZM197 174V173H196ZM215 174V173H214ZM217 174V173H216ZM3 175V174H2ZM1 175V176H2ZM7 175H9V173H7ZM34 175V174H33ZM68 175V174H67ZM133 175V174H132ZM174 175V174H173ZM98 176V175H97ZM100 176V175H99ZM196 176H198V177H200L198 174L196 175ZM203 176H204V174H203ZM205 176H207L206 175V173H205ZM217 176V175H216ZM7 177V176H6ZM5 177V178H6ZM10 177V176H9ZM43 177V176H42ZM93 177V176H92ZM152 177H153V175H152ZM80 178V177H79ZM99 178V177H98ZM154 178V177H153ZM202 178H206V177H202ZM0 179H1V177H0ZM7 179V178H6ZM41 179V178H40ZM39 179V180H40ZM56 179V178H55ZM207 179V178H206ZM25 180V179H24ZM34 180V179H33ZM83 180H85L84 179V177H83ZM155 180V179H154ZM204 180V179H203ZM208 180V179H207ZM207 180H205L204 181V183H207L206 181ZM1 181V180H0ZM38 181V180H37ZM86 181V180H85ZM89 181V180H88ZM131 181V180H130ZM151 180H149V182H150ZM153 181V180H152ZM157 181V180H156ZM209 181V180H208ZM211 181V180H210ZM8 182V181H7ZM12 182V181H11ZM28 182H30V181H28ZM33 183L35 182V181H32ZM118 182H121V180L120 181H118ZM143 182V181H142ZM189 182V181H188ZM17 183V182H16ZM73 183V182H72ZM81 183V182H80ZM145 183V185H147L146 184V181L145 182H143V184ZM151 183V182H150ZM159 183V182H158ZM182 183V182H181ZM200 183H202V182H200ZM2 184V183H1ZM7 184V183H6ZM10 184V183H9ZM14 184V183H13ZM24 187L27 185L25 182H24ZM29 184V183H28ZM30 184H31V182H30ZM29 184V185H30ZM76 184L77 183H75V185L73 186L72 185V187L74 188V187H76ZM129 184H131V183H129ZM133 184V183H132ZM154 184V183H153ZM159 184H161V183H159ZM185 184V183H184ZM193 184V183H192ZM36 184H34V186H35ZM88 185V184H87ZM140 185V184H139ZM187 185H188V183H187ZM194 185V184H193ZM196 185L198 186V183H196ZM203 185V184H202ZM205 185V184H204ZM251 185V184H250ZM264 185V184H263ZM10 186V185H9ZM28 186V185H27ZM26 186V187H27ZM31 186V185H30ZM29 186V187H30ZM68 186V185H67ZM90 186H91V184H90ZM134 186V185H133ZM143 186V185H142ZM142 186H140L141 188H143ZM153 186V185H152ZM196 186V187H197ZM260 186H262V185H260ZM26 187H25V189H26ZM42 188H43V186H41ZM59 187V186H58ZM70 187V186H69ZM88 187V186H87ZM121 187V186H120ZM136 187V186H135ZM163 187V186H162ZM188 187V186H187ZM202 187H204V186H202ZM245 187V186H244ZM248 187H249V185H248ZM252 187V186H251ZM12 188V187H11ZM31 188H33V185H32V187ZM65 188H66V186L64 187V190H65ZM93 187H91V189H92ZM134 187H132V189H133ZM183 188V187H182ZM193 188V187H192ZM208 188H209V186H208ZM9 189V188H8ZM20 189V188H19ZM18 188H17V190H19ZM25 189H23L24 191H27V190H25ZM35 189V188H34ZM37 189H39L38 187H37ZM37 189H35V190H37ZM49 189V188H48ZM71 189V188H70ZM75 189H77V188H75ZM95 189V188H94ZM124 189V188H123ZM242 189H243V187H242ZM245 189H246V187H245ZM248 189V188H247ZM252 189V188H251ZM34 190V191H35ZM41 190H43V189H41ZM59 190H60V187H59ZM68 190V192H69V189H67ZM74 189H72V191H73ZM80 190V189H79ZM78 190V191H79ZM83 190V189H82ZM115 190V189H114ZM114 190H112L113 192H114ZM119 190V189H118ZM188 190H190V188L188 189ZM194 190V189H193ZM202 190V189H201ZM204 190H205V187H204ZM241 190V189H240ZM8 191V190H7ZM61 191V190H60ZM66 191V190H65ZM85 191V190H84ZM87 191V190H86ZM85 191V192H86ZM122 191V190H121ZM135 191V190H134ZM143 191V190H142ZM203 191V190H202ZM206 191V190H205ZM243 191V190H242ZM248 191V190H247ZM258 191V190H257ZM15 192H17V191H15ZM20 192H21V189H20ZM20 192H18V193H20ZM32 193L30 190L29 191H27L26 193ZM36 192V191H35ZM34 192V193H35ZM59 192V191H58ZM64 192V191H63ZM68 192H67V194H68ZM75 192H77V190L75 191L74 190V193L73 192H71V193H73L77 198H76V200L78 201L79 199H81V197L80 196H77L78 194H79V192H78V194H76ZM93 193H94V191H92ZM143 192H145V191H143ZM142 192V193H143ZM175 192V191H174ZM191 192H193V191H191ZM194 192H196V191H194ZM7 193V192H6ZM22 194L24 193L23 191L21 192ZM25 193V194H26ZM40 193V192H39ZM87 193V192H86ZM89 193H91V192H89ZM96 193V192H95ZM102 193V192H101ZM115 193V192H114ZM136 193V192H135ZM137 193H139V192H137ZM141 193V192H140ZM139 193V194H140ZM202 193H204V192H202ZM241 193V192H240ZM239 193V194H240ZM242 193H244V192H242ZM241 193V194H242ZM245 193L247 194V192L245 191ZM262 192L260 191V194H259V192L257 193V194H259V196L261 197V195H263V194H261ZM8 194V193H7ZM25 194H24V196H25ZM73 194L71 195V197L73 196ZM83 194V193H82ZM97 194V193H96ZM100 194V193H99ZM103 194L104 193H102L101 194V196H103ZM116 194V193H115ZM139 194H137V195H139ZM256 194V195H257ZM3 195V194H2ZM20 196H21V194H19ZM18 195V196H19ZM62 195H64V194H61V196ZM69 195V194H68ZM80 195V194H79ZM85 195V194H84ZM86 195H88V194H86ZM117 195V194H116ZM135 195V194H134ZM176 195V194H175ZM245 195V194H244ZM250 195H252L251 193H250ZM14 196V195H13ZM17 196V195H16ZM19 196V197H20ZM35 196V195H34ZM75 196H74V198H75ZM97 196V195H96ZM105 196L106 195H104V198H105ZM119 196V195H118ZM180 196V195H179ZM188 196H190V195H188ZM3 197H4V195H3ZM55 197V196H54ZM59 197H60V195H59ZM90 197V196H89ZM98 197V196H97ZM100 197V196H99ZM174 197V196H173ZM178 197V196H177ZM247 197V196H246ZM260 197H259V199H260ZM26 198V197H25ZM24 198V199H25ZM28 198V197H27ZM31 198V197H30ZM36 198V197H35ZM58 198V197H57ZM61 198H63V197H61ZM83 198V197H82ZM88 198V197H87ZM179 198V197H178ZM177 198V199H178ZM190 198H192L191 196L189 197V199ZM251 198H253V197H251ZM256 198V197H255ZM262 198V197H261ZM264 198V197H263ZM263 198H262V200H263ZM1 199H3V198H1ZM7 199V198H6ZM12 199V198H11ZM10 199V200H11ZM64 199V198H63ZM96 199V198H95ZM180 199V198H179ZM194 199V198H193ZM258 199V200H259ZM16 200H17V198H16ZM20 200H23V198L22 199H20ZM28 200H29V198H28ZM71 200V199H70ZM70 200H65V202L64 203H66L67 204V202L69 201L70 202ZM83 200H85V199H83ZM91 199L89 198V200L88 201H90ZM93 200V199H92ZM91 200V201H92ZM149 200V199H148ZM172 200V199H171ZM30 201V200H29ZM56 201V200H55ZM67 201V202H66ZM72 202H73V200H71ZM75 201V200H74ZM90 201V202H91ZM95 201V200H94ZM98 201H100L101 202V200H99L98 199ZM105 201H107V199L105 200ZM113 201V200H112ZM117 201H119L118 199H117ZM147 201V200H146ZM150 201V200H149ZM175 201H176V199H175ZM190 201H192V200H190ZM190 201H189V204H191L190 203ZM11 201H9V203H10ZM16 202V201H15ZM25 202H26V200H25ZM85 203L86 202V200L85 201H82V203ZM108 202V201H107ZM106 202V203H107ZM111 202V201H110ZM114 202V201H113ZM120 202V201H119ZM145 202V201H144ZM173 202V201H172ZM177 202V201H176ZM175 202V203H176ZM178 202H179V200H178ZM185 202V201H184ZM186 202H188V199H187V201ZM193 202V201H192ZM7 203V202H6ZM18 203V202H17ZM22 203V202H21ZM60 203V204H59ZM61 203H63V201H60V202H58L57 204H59V205H57L56 203H52L51 204V209L53 208V207H57V210H58V206H60V208L62 207V208H64L65 210H67V211H64V209H60L59 211L61 212V213H63V215L59 212V211H57L55 208H53L55 211H57V212H55L56 214L58 213V215H59V217H58V215H56L53 211V209H52V211L51 212H53L52 214H54V215H52V216H50V218L51 217H53V216H56L55 218H56V220H58V218H60L62 221H60V223L59 222H57L56 220L55 221H52L53 223L54 222H57V224H60V226H58L56 223H55V225H56V229L57 230H59L58 228H60V230H61V228H67L66 230L65 229H63V231L65 232H67V233H69L70 232V230H68V228L70 229V227H71V225L72 226H74L75 227V225L74 224H80L81 222H86V221H89L88 219L87 220H85V218L83 217V216H81V214L83 213V214H86L85 213V211H82V210H86V209H84V208H80L81 210H79V208H78V210L79 211H82V212H80L81 214H80V216H79V218H81V220H79V219H77L78 218V216H76V218L74 219V221H76V219H77V221H76V223L74 222V221H70V219L72 218V215H79L78 213L76 214V213H72V215L70 216L69 214H70V211L71 212H79V211H73V206H74V204H76V203H72L73 204V206H72V208L73 209H70L71 208V205H69V204H71V203H69L68 204V208L70 209V211H69V209L67 208V206H66V204L64 205V203H63V205H64V207H63V205H61ZM88 202H86L85 203V205L84 206H89V207H87L88 209L86 210V212L88 211H90L91 210V207L93 208L94 206L93 205H91V204H93V202L92 203H88V205H86ZM102 203V202H101ZM149 203V202H148ZM151 203H153V202H151ZM150 203V204H151ZM195 203V202H194ZM258 203H260V200L258 201ZM16 204V203H15ZM26 204V203H25ZM55 204V205H54ZM79 204H81V202L79 203ZM79 204H77V205H75V207L76 206H80ZM95 204H96V202H95ZM98 204H100V203H98ZM98 204H96V205H98ZM111 204H112V202H111ZM114 204V203H113ZM144 204V203H143ZM177 204V203H176ZM181 204H182V202H181ZM196 205H198L197 203H195ZM262 204V203H261ZM19 205H21V204H19ZM19 205H16L17 207L19 206ZM46 205V204H45ZM54 205V206H53ZM186 205V204H185ZM196 205L194 206V209L196 208ZM260 205V204H259ZM15 206V205H14ZM13 206V207H14ZM44 206V205H43ZM43 206H42V208H43ZM47 206L49 207V205L47 204ZM81 206H82V204H81ZM91 206V207H90ZM131 205H129L128 207H130ZM133 206V205H132ZM145 206V204L143 205V207ZM178 206H179V203H178ZM193 206V205H192ZM192 206L190 207L192 210H193V208H192ZM264 206V205H263ZM20 207V206H19ZM46 207V206H45ZM98 207H101V206H98ZM97 207V208H98ZM111 207H112V205H111ZM149 207V206H148ZM183 207V206H182ZM185 207H187V206H185ZM41 208V209H42ZM96 208V210H98ZM102 208V207H101ZM106 208V207H105ZM131 208V207H130ZM147 208V207H146ZM188 208V207H187ZM262 208V207H261ZM18 209V208H17ZM16 209V210H17ZM94 209V208H93ZM92 209V210H93ZM114 209V208H113ZM126 209H129V208H126ZM134 209H136V208H134ZM133 209V210H134ZM138 209V208H137ZM150 209V208H149ZM183 209H184V207H183ZM189 210V211H192V210ZM263 209V208H262ZM18 210H20V208L18 209ZM40 210V209H39ZM46 210H48V209H46ZM49 210H50V208H49ZM92 210H91V212H87V214H86V216L85 217H89V216H93V215H95L96 217H97V219H95V218H93L92 216V218L93 219H95V220H93L91 217L89 218L90 220H92L91 222H97L99 225L101 224V223H99V222H103L102 220L104 219V214H102V216H101V209L99 210L100 211V215L96 212V214H98V216H101V218L100 217H98L96 214H95V211L96 210H93L94 211V214H92L93 212H92ZM105 210V209H104ZM116 210V209H115ZM132 210V209H131ZM131 210H130V214L131 215H129L128 213H127V215H129V216H127V218L129 217L131 220L130 221H132V223H133V221H134V225H135V227H137L136 226V224H135V222H138L137 221V219H135L136 217H134V219L133 218H131L132 217V212H131ZM132 210V211H133ZM143 210V209H142ZM146 210V209H145ZM152 210V209H151ZM197 210V209H196ZM8 211V210H7ZM7 211H5V213L7 212ZM38 211V210H37ZM63 211V212H62ZM186 212H187V209L185 210ZM184 211V212H185ZM198 211V210H197ZM263 211V210H262ZM10 212V211H9ZM50 212V213H51ZM65 212H67L66 214H67V217H66V214H65ZM69 212V213H68ZM115 212V211H114ZM140 212V211H139ZM185 212V213H186ZM192 212H195V211H192ZM192 212H190L191 214V216H192ZM257 212V211H256ZM258 212H260V211H258ZM16 214H17V212H15ZM27 213H28V211H27ZM41 211H40V215H41ZM119 213V212H118ZM154 213V212H153ZM187 213H189V212H187ZM187 213H186V216H187ZM264 213V212H263ZM3 214V213H2ZM29 214V213H28ZM33 214H35V213H33ZM39 214V213H38ZM43 214V213H42ZM107 214V213H106ZM123 214V213H122ZM252 214V213H251ZM250 214V215H251ZM6 215V214H5ZM25 215V214H24ZM39 215V216H40ZM46 215V214H45ZM42 216L43 217V219H45L46 220V216ZM61 215L63 216V217H61ZM69 215V216H68ZM75 215L73 216V217H75ZM135 215V214H134ZM148 215H149V213H148ZM150 215H151V213H150ZM257 215V214H256ZM3 216H4V214H3ZM23 216V215H22ZM27 216V215H26ZM30 216H33L32 214L30 215ZM35 216V215H34ZM33 216V217H34ZM39 216H38V218H39ZM65 216V217H64ZM108 216V215H107ZM124 217H126V215H123ZM136 216V215H135ZM141 216V215H140ZM190 216V217H191ZM196 216V215H195ZM258 216V215H257ZM261 216V215H260ZM6 217V216H5ZM16 217V216H15ZM41 217V216H40ZM45 217V218H44ZM70 219H69V218ZM82 217H83V219L85 220H83L82 219ZM138 217V216H137ZM152 217V216H151ZM187 217H189V216H187ZM193 217V216H192ZM187 218L188 219V221H189V219H191L190 221H193L194 219L193 218ZM256 217V216H255ZM254 217V218H255ZM3 218V217H2ZM18 218V217H17ZM27 218L28 219H30V217L29 216H27ZM26 218V219H27ZM36 218V217H35ZM50 218H48V219H50ZM54 218V217H53ZM99 218H100V220L101 221H99L98 222V220H99ZM111 218V217H110ZM200 218V217H199ZM250 218V217H249ZM27 219V220H28ZM37 219V218H36ZM42 219V218H41ZM126 219V218H125ZM138 219H139V217H138ZM153 219H155V218H153ZM193 219V220H192ZM253 219V218H252ZM20 220V219H19ZM23 220V219H22ZM40 220V219H39ZM71 220H73V219H71ZM80 222H79V221ZM127 220V219H126ZM148 220H149V218H148ZM2 221V220H1ZM16 221H18V220H16ZM31 221H35V220H32V218H31ZM38 221V220H37ZM49 221V220H48ZM48 221H46V222H48ZM51 221V220H50ZM59 221V220H58ZM69 221V222H68ZM109 220H106V221H104L105 223L104 224H106L107 222H108ZM130 221H129V219L126 221V222H128V224L130 225ZM141 221V220H140ZM147 221V220H146ZM146 221H142L143 223H145ZM151 221V220H150ZM9 222L10 221H7V223H6V226H8V228H9V226L11 227V224H9ZM24 222H25V220H24ZM28 222H29V220H28ZM33 222H31V225H32V223ZM39 222V221H38ZM38 222H36V223H38ZM41 222V221H40ZM46 222H45V224H46ZM61 222L62 223H65L66 225V227L64 226V224H61ZM74 222V224H72ZM78 222V223H77ZM91 222H89V223H91ZM94 222H93V224L92 225H94V227H91V224H90V229L91 228H93V229H95V226H96V224H94ZM110 223H111V221H109ZM115 221H112V225L109 223H107L106 225H111V226H113L115 223H114ZM119 222V221H118ZM141 222V223H142ZM194 222H195V220H194ZM200 222V221H199ZM241 222V221H240ZM11 223V222H10ZM17 223V222H16ZM36 223H34L35 224V226L33 225V227L34 228H36V227H38V226H40V224L38 225H36ZM53 223H49V224H51L52 226H55V225H53ZM68 223H71V225L70 224H68ZM114 223V224H113ZM123 223V222H122ZM151 223V222H150ZM153 223H154V221H153ZM196 224H199V223H197V222H195ZM239 223V222H238ZM0 224H2V223H0ZM85 224V223H84ZM132 224V225H133ZM138 224V223H137ZM139 224H140V222H139ZM166 224H167V222H166ZM183 224V223H182ZM189 224V223H188ZM242 224V223H241ZM256 224V223H255ZM261 224V223H260ZM21 225V224H20ZM28 225V224H27ZM44 227L46 226V225H44V223L42 224ZM64 227H63V226ZM68 225V226H67ZM89 226V224L86 222V226ZM105 225V227H107ZM116 225V224H115ZM124 225V224H123ZM128 225V226H129ZM134 225H133V228H134ZM141 225V224H140ZM194 225V224H193ZM243 225V224H242ZM246 225H248V224H246ZM257 225V224H256ZM12 226H13V224H12ZM16 227H18L17 226V224L15 225ZM47 226H49V225H47ZM51 226V227H52ZM58 226V227H57ZM80 226L82 227V224H80ZM80 226H76L79 230H81V232H79L80 234L82 233V229H83V227H84V225H83V227L81 228ZM88 226H87V228H85V230L88 232H86V236H88V234H89V231H88ZM101 226H102V224H101ZM118 225H116V227H117ZM139 226V225H138ZM142 226V225H141ZM146 226H147V224H146ZM186 226V225H185ZM196 226V225H195ZM198 226V225H197ZM202 226V225H201ZM20 227V226H19ZM18 227V228H19ZM22 227V226H21ZM24 227V226H23ZM50 227V228H51ZM73 227V228H74ZM75 227V228H76ZM104 227V226H103ZM144 229H145V227L144 226H142ZM181 227V226H180ZM199 227V226H198ZM197 227V228H198ZM204 227V226H203ZM248 227V226H247ZM27 228V227H26ZM25 228V229H26ZM31 228H32V226H31ZM39 228H41V226L40 227H38V229ZM45 228H47V227H45ZM53 228V227H52ZM77 228H76V231H77ZM81 228V229H80ZM97 228V227H96ZM108 229H106V228H104L106 231L108 230L109 231V227H107ZM113 228H114V226H113ZM240 228V227H239ZM244 228H246V227H244L243 226V229ZM33 229V228H32ZM97 229H99V232L102 230H104V229H101V228H97ZM97 229H95L96 231H97V233H96V231L95 230H93V231H95V233H90L91 234V236H90V234H89V236L91 237V239L93 238V239H96L97 238V236L95 235V234H97L98 235V230ZM124 229V228H123ZM128 229V228H127ZM132 229V228H131ZM130 229V230H131ZM140 229V228H139ZM143 229V230H144ZM186 229V228H185ZM191 229V228H190ZM208 229V228H207ZM249 229V228H248ZM253 229V227L251 228V230ZM22 231V229L20 228L18 231L19 232H21ZM27 230V229H26ZM25 230V231H26ZM42 230V229H41ZM48 230V229H47ZM50 230V229H49ZM56 230V231H57ZM73 229H71V231H72ZM78 230V231H79ZM84 230V229H83ZM104 230V231H105ZM112 230V229H111ZM114 230V229H113ZM118 230V229H117ZM130 230L128 231V232H130ZM136 231H138L137 230V228L135 229ZM134 230V231H135ZM141 231H143L142 229H140ZM257 230H258V228H257ZM24 231V232H25ZM69 231V232H68ZM75 233H74V232ZM72 232L74 233V234H77L78 233V231L76 232L75 230H73ZM93 231H91V232H93ZM120 232L122 231V229L121 230H119ZM118 231V232H119ZM132 231H133V229H132ZM135 231V232H136ZM192 231V230H191ZM194 231V230H193ZM211 231H213V230H211ZM249 231V230H248ZM254 231V230H253ZM6 232V231H5ZM10 232H13V231H11L10 230ZM9 232V233H10ZM15 232V231H14ZM17 232V231H16ZM51 232V231H50ZM52 232H53V230H52ZM51 232V233H52ZM65 232V233H66ZM72 232H70V233H72ZM110 232V231H109ZM108 232V233H109ZM112 232H114V231H112ZM119 232V233H120ZM139 232V231H138ZM196 232V231H195ZM194 232V233H195ZM198 233H199V231H197ZM196 232V233H197ZM230 232V231H229ZM239 232H241V228H240V231ZM28 233H30V231L28 232ZM51 233H47V234H51ZM73 233H72V235H73ZM83 233H85L84 231H83ZM83 233L81 234V236H83V238H86V237H84L85 236V234L83 235ZM102 233H104V232H101V234ZM106 233V232H105ZM116 233V232H115ZM124 233H125V231H124ZM127 233V232H126ZM131 233V232H130ZM130 233H127V235L128 234H130ZM192 233V232H191ZM207 233V232H206ZM249 233V232H248ZM14 235H16V233H13ZM13 234L11 235V233L10 234H8L11 238H12V236H13ZM80 234H79V236H80ZM120 234H123V233H120ZM134 234V233H133ZM132 234V235H133ZM141 234V233H140ZM144 234V233H143ZM142 234V236H144ZM214 234V233H213ZM219 234V233H218ZM240 234H243V233H240ZM250 234V233H249ZM249 234H246V236H242L243 237V240H238V237H241L240 235H238V237L236 236V238H237V241H235V242H237V243H239V242H241L242 243V241H243V244H242V246L244 245L245 246V249L242 247H240V246H238V247H235L234 248V250H236V248H237V250H239L238 248L240 247V251H238V252H241V251H243V252H241L240 254H242L241 256H244V257H247L248 258V256H249V254H248V252H249V248H248V250H247V248H246V245H247V240L245 241V243H244V237L246 238L247 237V239H248V237H249ZM251 234H252V232H251ZM17 235H18V233H17ZM30 235V234H29ZM31 235H32V233H31ZM46 235V234H45ZM53 234H51V236H52ZM71 235V234H70ZM92 235H95L96 237L94 238V236H92ZM99 235H100V233H99ZM98 235V236H99ZM118 235V234H117ZM125 235V234H124ZM138 235H139V233H138ZM138 235H136V236H138ZM243 235H245V233L243 234ZM8 236V237H9ZM20 237L22 236V235H19ZM18 236V238H20ZM25 236V235H24ZM26 236H28V235H26ZM25 236V237H26ZM34 236V235H33ZM55 236V235H54ZM57 236V235H56ZM58 236H62V235H60V233L58 232ZM68 236V235H67ZM78 236V238L76 237V235L75 236H70V238L71 237H73V239L75 240L76 238V240H75V242L77 241L78 242V240H79V242L80 243H82L83 241H82V239L80 238ZM88 236V237H89ZM102 236V235H101ZM108 236V235H107ZM107 236H106V234H105V237H106V240L108 241V240H112V241H114L113 239L114 238H108L107 239ZM109 236H111L110 235V233H109ZM108 236V237H109ZM141 236V235H140ZM200 236V235H199ZM207 236V235H206ZM206 236H205V238H206ZM229 236V235H228ZM254 236V237H253ZM252 237L253 238H255L256 236H257V234H254ZM7 237V236H6ZM7 237V238H8ZM24 237V238H25ZM31 237V236H30ZM29 237V238H30ZM75 237V238H74ZM102 237H104V235L102 236ZM102 237L100 238V239H102ZM114 237V236H113ZM132 237H134L135 238V236L133 235ZM203 237V236H202ZM202 237H201V239H202ZM10 238V239H11ZM32 238H34V237H32ZM39 238V237H38ZM37 237H36V240L38 239ZM52 238L54 239V237L52 236ZM64 238L65 237H63L62 239H60V237L57 239L56 237H55V239H57L56 241H60L61 243H59L62 247H64L63 249H65L66 250V245H68V244H66V243H68V242H66V243H63L64 242ZM145 238V237H144ZM143 238V239H144ZM184 238V237H183ZM228 238V237H227ZM230 238V237H229ZM232 238H233V236H232ZM13 239V238H12ZM15 239V238H14ZM22 239V238H21ZM20 239V240H21ZM26 239V238H25ZM53 239H51V241H53ZM55 239H54V241H55ZM60 239V240H59ZM72 239V240H73ZM87 239V238H86ZM90 239V238H89ZM98 239V238H97ZM99 239V240H100ZM126 239V238H125ZM128 240L130 239V238H127ZM147 239V238H146ZM210 239V238H209ZM234 239V238H233ZM240 239H242V238H240ZM5 240V239H4ZM7 240H9V239H7ZM17 240V239H16ZM23 240V239H22ZM29 240V239H28ZM71 240V239H70ZM81 240V241H80ZM85 240V239H84ZM88 240V239H87ZM103 240H105V238L103 239ZM103 240H100V241H103ZM132 240V239H131ZM130 240V241H131ZM183 240V239H182ZM200 240V239H199ZM208 239H206V243L208 242L207 241ZM211 240H212V236H211ZM234 240H236V239H234ZM15 241V240H14ZM13 240H12V242L11 243H9V242H7V245L9 244L11 247H13V246H15V244H13V242H14ZM32 241V240H31ZM53 241V242H54ZM56 241H55V243H54V245H53V242H51V244L53 245V246H56V248H57V245H56ZM89 241V240H88ZM88 241H84L85 242V245H79V244H77V242L75 243V244H77L78 246H80L81 248L82 247H85V250H86V248L89 246V245H91L90 243L92 242V244L93 243H95V240H94V242L93 241H89L90 243H88ZM99 241V245L97 246V245H94V246H96L97 248L99 247H101L100 245H103V242H102V244H101V242ZM112 241H110V242H112ZM123 241V240H122ZM127 241V240H126ZM192 241V240H191ZM197 241V240H196ZM210 241V240H209ZM39 242V241H38ZM42 241H40V243H41ZM72 242H74V241H72ZM105 242V241H104ZM120 242H121V240H120ZM119 242V243H120ZM131 242H133V241H131ZM187 242H188V240H187ZM212 241H210L209 243H211ZM214 242V241H213ZM212 242V243H213ZM234 242V241H233ZM234 242V243H235ZM18 243V242H17ZM20 243H21V241H20ZM31 243V242H30ZM35 243V242H34ZM43 244H44V241L42 242ZM86 243H87V245H86ZM98 243V242H97ZM106 244H109V243H107V242H105ZM194 243V242H193ZM196 243V242H195ZM206 243H200V246H201V244H203V245H205ZM230 243H231V246H233V244L234 243H232V241H230ZM3 244V243H2ZM21 244H23V243H21ZM32 244V243H31ZM65 244V246H63ZM74 244V243H73ZM74 244V245H75ZM89 244V245H88ZM112 244H113V242H112ZM125 244V243H124ZM190 244H192V242H190ZM189 244V245H190ZM215 244V243H214ZM4 245V244H3ZM9 245H8V250H10V247H9ZM13 245V246H12ZM17 245V244H16ZM35 245H36V243H35ZM45 245V244H44ZM43 245V246H44ZM60 245H58L60 248H58V249H60V250H57L56 251V248L54 249L52 246L50 247V249L52 248V250L54 249L57 253H59V252H62V251H64L65 252V250H62V247L60 246ZM77 245H75L74 247H76ZM123 245V244H122ZM125 245H127V244H125ZM183 245H185V244H183ZM230 245V244H229ZM248 245H249V243H248ZM250 245H252V243L250 244ZM255 245H256V241H255ZM258 245H259V241H258ZM6 246V245H5ZM21 246V245H20ZM32 246V245H31ZM78 246L76 247V249L78 248ZM87 246V247H86ZM109 246V245H108ZM107 245H106V247H108ZM113 246V245H112ZM112 246H110V248L112 247ZM134 246V245H133ZM207 247L208 246H210V245H206ZM215 246V245H214ZM214 246H211V247H214ZM228 246V244L226 243V248H227V250H224L225 251V253H226V251H227V253H228V248L229 249H233L232 247L230 248L229 246ZM261 246V245H260ZM16 247V246H15ZM19 247V245H17V248ZM21 247H23V246H21ZM27 247L28 248H30L28 245H27ZM26 247V248H27ZM33 247V246H32ZM39 247V246H38ZM37 247V248H38ZM45 248H43V249H45V250H47V252H49L48 250L49 249H46L47 247L46 246H44ZM73 247V246H72ZM79 247V248H80ZM90 247V246H89ZM88 247V248H89ZM91 247H92V245H91ZM90 247V248H91ZM96 247L95 248H93V249H95V250H92V248H91V250L90 251H88V253L86 252V254H88V257L90 258H87V256L83 253V250H79V249H77V250H75V251H77L78 252V250H79V253L81 254V253H83V254H81V256L79 255V257L77 256L79 253H75L73 250H72V248L71 247H69L70 249H68V250H72V252H74V254H76V256L75 255H73V254H71V255H68V254H70L69 253V251H67L68 252V254H67V252H65L69 257L70 256H72L73 255V257H75L77 260H79V262L81 261V262H83V260L85 261H88V262H83V263H88V264H91L92 262V264H95V262H96V260L97 259H99V258H101L102 257V255H103V257H105V251H106V253H108L107 252V250H108V248H103V249H105L104 250V253H103V251L101 250L102 249V247H101V251L102 252H99L98 254H102L101 256L99 255H97V253L96 252H94V251H96ZM113 247H116L115 245L113 246ZM184 247V246H183ZM223 247H224V245H223ZM5 248V247H4ZM36 248V247H35ZM34 248V249H35ZM87 248V249H88ZM124 248V247H123ZM129 248H130V246H129ZM132 248H135V246L134 247H132ZM181 248V247H180ZM201 248V247H200ZM206 248V247H205ZM209 248V247H208ZM216 248V247H215ZM13 249H14V247H13ZM12 249V250H13ZM16 249V248H15ZM19 249V248H18ZM31 249V248H30ZM40 249H42V248H40ZM43 249L41 250V251H38L39 253L41 252L42 254H43ZM74 249V248H73ZM138 249H139V247H138ZM199 249V248H198ZM244 249V250H243ZM3 250H6V248L5 249H3ZM11 250V251H12ZM36 250V249H35ZM115 250V249H114ZM118 250H120V247H119V249ZM118 250H116V251H118ZM121 250H123L122 248H121ZM187 250H189V249H187ZM190 250H191V253H192V255L193 254H195V253H193L192 251L194 250H192L191 248H190ZM246 250V251H245ZM254 250V249H253ZM7 251V250H6ZM18 251H20V250H18ZM23 251H24V254H25V250L23 249ZM23 251H22V254H23ZM37 251V250H36ZM92 251V252H91ZM115 251V252H116ZM124 251V250H123ZM135 251V250H134ZM137 251V250H136ZM180 251H181V249H180ZM200 251V250H199ZM198 250H197V252L198 253H200ZM213 251H215L214 249H213ZM224 251H223V257L221 256V255H217V257H220V258H218L219 260L222 258L223 260L226 258L225 257V253H224ZM231 251V250H230ZM255 252L257 251V250H254ZM3 252V251H2ZM13 252V251H12ZM98 252V251H97ZM126 252V251H125ZM131 252V251H130ZM141 252V251H140ZM237 252V253H238ZM254 252V253H255ZM7 253H9V251H7ZM20 253H21V251H20ZM19 253V254H20ZM40 253V254H41ZM53 253H55L54 251H53ZM53 253H52V255H53ZM57 253H55L54 255H55V257H54V255L51 257H47V255H46V257H47V259L48 258H51V259H55L56 258V256L58 257V254ZM63 253V252H62ZM61 253V254H62ZM90 253V254H89ZM111 253V252H110ZM117 253V252H116ZM116 253H114L115 255H116ZM127 253H129V252H127ZM190 253V252H189ZM197 253V255L199 256V254ZM211 253V252H210ZM218 253V252H217ZM219 253H220V251H219ZM226 253V254H227ZM244 253H245V255H244ZM22 254H21V259L24 257V256H22ZM33 254H35V252L33 253ZM40 254H35V256H38V258H39V262L41 263V260H45L46 258H43V257H40L41 255ZM44 254H47V253H44ZM49 254L51 255V252H49ZM60 254V253H59ZM60 254V255H61ZM66 254H62V255H64L65 257H66ZM91 254H95V256L97 257V259H96V257L94 256V255H92V256H94L95 257V260L93 259L94 257H92V259L95 261H93L92 259H91ZM186 254H188V252L186 253ZM246 254H247V256H246ZM5 255H7V254H5L4 253V256L3 257H5ZM18 255V254H17ZM27 255V254H26ZM60 255H59V258H57L58 260H59V262H60V264H63V262H61L60 260H62L61 258L62 257H64V256H61V258H60ZM131 255H133V253L131 254ZM135 255V254H134ZM137 255V254H136ZM135 255V256H136ZM204 255V254H203ZM214 255H215V257H216V254L214 253ZM1 256V257H2ZM19 257H20V255H18ZM33 256V255H32ZM34 256V257H35ZM49 256V255H48ZM83 256H84V258H83ZM111 256V255H110ZM109 256V257H110ZM112 256H114V255H112ZM228 256V255H227ZM239 256V255H238ZM11 257H14L13 255H11L10 256V258ZM29 257V256H28ZM28 257H26L25 259H24V261H25V263L26 264H28L29 262H31L32 260L30 259V261L28 262H26V259L28 258ZM54 257V258H53ZM68 257V258H69ZM107 257V260H108V262H109V257L108 256H106ZM106 257L104 258L105 260H106ZM175 257V256H174ZM200 257H202L201 256V253H200V256H199V258H198V260L197 261H199V259H200ZM214 257V256H213ZM217 257L215 258V261H214V264H216V262H217ZM230 257H232V256H230ZM229 257V258H230ZM240 257V256H239ZM243 257V258H244ZM6 258V257H5ZM4 258V259H5ZM33 258V257H32ZM37 258V257H36ZM43 258V259H42ZM68 258L66 257V259L68 260ZM82 260H81V259ZM119 258V257H118ZM117 258V259H118ZM123 258V257H122ZM137 258H138V256H137ZM139 258H140V256H139ZM138 258V259H139ZM242 258V257H241ZM243 258H242V260H243ZM246 258V259H247ZM250 258V257H249ZM2 259V258H1ZM18 259V257L16 258V260ZM41 259V260H40ZM50 259V260H51ZM57 259H55V261H58ZM72 259H74V258H70V260L69 261H67V262H65L64 260H62V261H64L65 263L64 264H67V263H69ZM88 259V260H87ZM115 259V258H114ZM137 259V260H138ZM214 259V258H213ZM234 259V258H233ZM237 259V258H236ZM29 260V259H28ZM34 260V264H39V263H35L36 262V260H37V262H38V259H36L35 260V258L33 259ZM49 260V261H50ZM92 262H91V261ZM107 260L105 261V262H107ZM146 260V259H145ZM178 260V259H177ZM186 262H187V260L186 259H184ZM210 260V259H209ZM218 260V261H219ZM223 260H221V263H220V261L219 262H217V264H222V261ZM226 260V259H225ZM224 260V261H225ZM3 261V260H2ZM6 261V260H5ZM15 261V260H14ZM20 261V260H19ZM42 261V262H43ZM48 261V260H47ZM49 261H48V263H49ZM53 261V260H52ZM51 261V264L53 263V264H55V261H53L52 262ZM76 260L74 259L73 261H72V263H74ZM91 263H90V262ZM99 261H100V263L102 262L101 260H98L96 263L97 264H99ZM147 261V260H146ZM176 261V260H175ZM180 261V260H179ZM201 261H202V259H201ZM206 261V260H205ZM224 261H223V263H224ZM244 261H246V260H244ZM244 261H241V262H244ZM257 261V260H256ZM11 262V261H10ZM9 262V263H10ZM22 262H23V260H22ZM104 262V261H103ZM104 262V263H105ZM139 262V261H138ZM156 262H157V260H156ZM173 262V261H172ZM195 262V261H194ZM235 262H236V264H237V261L235 260ZM16 263V262H15ZM32 263V262H31ZM83 263H81V264H83ZM206 263V262H205ZM252 263V262H251ZM253 263H255V262H253ZM14 264V263H13ZM18 264V263H17ZM19 264H24V262L23 263H19ZM41 264H43V263H41ZM46 264H47V262H46ZM57 264H58V262H57ZM74 264H76V262L74 263ZM121 264V263H120ZM185 264H189V263H185ZM202 264V263H201Z\"/></svg>", "mask_w": 264, "mask_h": 264}]
</instances>
